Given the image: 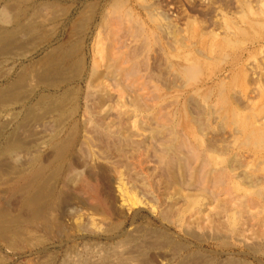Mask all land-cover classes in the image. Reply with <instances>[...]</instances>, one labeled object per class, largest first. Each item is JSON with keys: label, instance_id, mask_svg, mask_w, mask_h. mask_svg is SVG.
Returning a JSON list of instances; mask_svg holds the SVG:
<instances>
[{"label": "rangeland", "instance_id": "1", "mask_svg": "<svg viewBox=\"0 0 264 264\" xmlns=\"http://www.w3.org/2000/svg\"><path fill=\"white\" fill-rule=\"evenodd\" d=\"M11 1L12 0H10V4L12 5L13 1L12 2ZM68 1L71 2V1H74V0H68ZM94 1L97 2V0H92V1L91 0H88V1L87 0H76L73 3L67 4V5H70V8H71V10L69 12L70 14L68 13L67 16H66V14H65V16L64 15L63 16L60 15L63 11H57L56 10L57 14L59 15V19L56 20L57 22L55 21L56 24H57L56 27L54 25L47 24L46 28H48V29L45 28L46 32H48L47 34L44 31L45 30L44 29L42 31L35 32V34H33V35H29L30 37L28 35H26V36L25 35H20V39H22V42L28 43V40H30L29 43H28L30 45L24 44L25 46H23V45L19 46V47H22V48H20L22 50H19V48H12L13 52L10 49H9L10 51L6 50L4 52L6 55L3 54V56L2 55L0 56V63H1L0 64V87L7 86L13 80H17V79L19 80V78H18L20 76L19 74H21V72L23 70L27 71V72H30V71H32L31 69H33V71L36 69L34 67H38L36 69V72H37L41 68H43V65L41 64V61L44 60L45 57H47L48 52L50 53L51 50H53L54 48L56 49L58 47L57 46L58 43L60 45L62 43L65 44L67 42L74 41V42H71V43L77 44L76 46L80 47L79 54H80V57L82 58L83 66L85 65L84 67H82V65H81V67L78 68L79 72H77V75H75L74 78L71 75H69L70 77H67L68 78L67 81H65L63 83L59 82V84L58 83L54 84V83H51V82H49V83L48 82H41V81H38L35 78H32V79H30L32 81L28 80L26 83H24L23 88L21 89V92H20V95H19L20 97H18V99L20 98L19 100L15 99V100L12 101L10 99L11 102L10 101L4 102L7 105H5L4 103H3L4 105L1 104V106H0V144H1L0 145V178L2 179V181L0 179V191H1V189L4 190V187H3L4 185H2L3 182H4L3 180H5V179L7 180V178L9 179V178L12 177V175L13 176L15 175V174L12 173V171H10L11 169L14 171L15 168L16 169H18V168L20 169L21 167H22L21 169H24L25 167L28 168V165L30 167L34 163V161L37 160L38 162H40V163L42 162V164L46 163L45 165H47L46 174L43 175V177L40 180V182H42V180H45L46 178L48 180V177L50 178V176H51L52 179L50 178V180H52V181L54 180L55 183L56 182L58 183V185H57V183L55 184L54 182H51L50 180H48L49 181L48 186L51 189H53L54 187L56 188V187L60 186L61 183L63 182V180H65L66 178H67L66 180H68L70 186H72L73 188H76V186H78V183L81 181V179L86 177L85 174H87V171L89 169L87 167H91L92 165L93 166H95V165L104 166V164H105V166H106L105 168L107 170V174L112 175V177H110V178H113V177H115V178L120 177L121 178V180H120V178H117V179L114 178L112 180L113 181H117L119 179L120 182L119 181H117V182L123 184L124 188L123 187L122 188L124 189V194L125 193L128 194V196L130 198L125 194L123 196V199H125V201H123L119 197V192L117 190H115V194L118 193L117 197L119 199L116 202V205L118 203H120V204L117 205L118 207L120 206L119 208L116 206V210L118 212L120 211L116 221L114 219L115 217H113L111 215L102 216V215L95 214V213H93V211L83 207V203H79L78 201H74L65 210V216H63L64 224L66 225V227L68 226L67 229H65V231L68 230V233L63 231V233L59 234L58 236L54 235V236H51V237H46L43 234H41L42 232L40 230L36 229V226H35L36 224L34 222L31 225V222L28 220L29 218L27 219V217H30V214H26L25 211H23V213H22V211L19 208V206L16 207L17 209H15L14 207L12 208V206H14L12 199H11V205L12 206L7 207L5 205L4 202L6 200L5 198H6L7 194L2 190L0 192V207H2V209L0 208V220L1 221L3 220V223L4 222H8V223L7 224L4 223L6 225L2 226L3 223L0 221V224L2 223L1 226H0V264H46V263L47 264H70L71 261H72L71 264L72 263L73 264H77L76 263L77 261L78 262H81V261L85 262L86 260H88L86 262V264H88V262H90L91 264H94V263L95 264L96 263L97 264H108V263L109 264H126L127 260L129 262V263L127 262V264H130V263L134 264L135 262H138V263H135V264H146V263L147 264H149V263L150 264H178L179 258L178 257L174 258L175 254H177V253H172V252H174V250L171 247H168V249H170L171 251L173 250L172 252L170 250L168 251L167 248H164L165 249V251H164V249L161 250L160 248H157L158 245L154 246L155 243L154 242L152 243V240H154L156 238H155V235L153 236V234H152L153 238L152 237L149 238V236L151 235V232L152 233L153 232L154 233L162 232L164 234L167 233L166 235L168 237H170L171 239H173L174 241L177 240L178 242H181L182 244L184 243L183 245H185L186 248L181 250L182 253L180 252V254H179V256L182 257V258L185 257L186 255L191 254V252L195 251L196 253L199 252L200 255L205 256L206 260H209L208 262L210 264H214V263L215 264H229L232 261H234L235 264H264V248H263L264 247V243H263L264 242V238H263L264 237L263 236L264 233H263V230H262L263 229L262 225L264 226V222H261L263 220L262 216L264 215V211H263L264 210V198H262L263 194H264V183L262 182V181H264V179H262V178H264L263 177L264 176V171H263L264 165H262V164H264V154H263L264 153V148H263L264 146H263V142H260L261 140L258 142V143H261V145H259V146L260 147L262 146V147L260 148L257 145L256 139H253V140L251 139L252 140L251 141V140H247L244 137V136H246V133H247V129H248L247 125L248 124H246V128H245L246 130L244 131V133H242V132L238 133L240 136H242V137L239 136L240 140L239 139H235L234 140V138L232 140V136H234V135L231 136L232 132L230 130L231 127H233L232 126V121H231L233 119L232 116L234 117L233 114H235V112H237L236 110H240V108H241L242 110L238 111L237 113L238 114L242 113L243 114L242 116H244V117L248 116V117H246V118H248L247 119L248 120L247 123L249 121H251L250 118H252V117L255 118V120H254V128L255 127L256 128L255 129L253 128V130L258 132L259 131V130H257V127H258V129H260V131L262 132V135L264 136V131H262V130H264V122H263L264 121L263 120L264 119V24H263L264 20H262V19H264V18H262V17H264V7H263L264 5L262 6L263 8L260 6V4H264V0H232V1L231 0H216V1L215 0H164L165 2L163 0H143V1H141V0L140 1H138V0H125V1L122 0V2L124 4V6H122V10H124V7L127 10L131 9V11H133L132 13H133L134 17L136 15L135 18L137 20H140L141 22L144 23L145 28L143 30L145 31V34H142L143 37L146 38L147 36L150 35V33H148L149 29H150L149 32L150 31L151 32L155 31L156 35H155V33L153 35L151 33L150 36H152V37H149V40H147V38L146 39L144 38V40H143L142 39L143 38L142 35L140 37L138 36L137 39H136V36H133L132 40H131L129 38V37H131L129 34L133 33L132 35H134V34L137 33V31L133 32L134 31L133 30V31H128L127 32V30H126L124 32V33L127 32L126 35L123 34V32H122L123 29H124L123 27L126 28L128 25L129 26H131V25H130L129 22H128L129 24H127V22H126L125 25H127V26H123V25L121 26V25L117 24V20L115 21L116 23L113 21L114 18H112V16L115 17V15L110 13V10H111L112 7L110 8L108 6V5H110L109 3H112V2L110 0L109 1L108 0H100L101 2L99 1L98 5H97ZM245 1H246V3H245ZM41 2H43V3H41ZM44 2H45L44 0H41V1L39 0V1H37V5L39 7H41L42 5L44 6V5H46L45 4L46 2L45 3ZM239 2L242 5H240ZM258 2H260V4ZM87 3H88V7H87ZM90 3L95 4V5L98 6V9L96 11H94L95 13L93 12V8H90L91 6L93 7V5L90 4ZM113 3H112V5H113ZM147 3H148V5H147ZM71 4H73V5H71ZM150 4L151 5L153 4V5L151 6ZM112 5H110V6H112ZM254 5L256 7H254ZM127 6H128V8H127ZM147 6H151V9H153V8L156 9V12H154V16L152 15V18H154V17L156 18L157 15L160 16L159 18H161V19H164V18L167 17L168 20L166 18V19H164V21L162 20V22H165V20H166L167 23H169L168 25H170V24H171L170 26L173 25L174 28L173 27H169V28H167V30L169 31L172 28L171 30H173L174 33L172 32L170 34L169 32L171 30L169 32L166 31V33L164 31H163L164 33L163 32H159V30L156 27H157V25H159L160 22H158V21H161V19L159 20L158 18H156V19L154 18L155 20L154 19L152 20V18L151 19L149 18L150 21L147 20L148 18L146 16L148 14L144 10V8L147 7ZM4 7H5L4 3L3 4L1 3L0 4V10H1L0 13L3 14L4 13V12H2V10H3V11L6 12L5 15H7L8 14L7 13V9H6V7L5 8ZM8 7H10V6L8 5ZM250 8L253 9V10H251ZM83 9H85V10L88 9L87 10L88 12L86 11V14L88 16L90 15V13L91 14L93 13L92 16H91V17H93V22H91L90 24L85 25V27H83V28H80L79 25H76V26H78L77 27L78 30L75 28L76 26L70 27L69 25L72 26V24H74V23L78 24L79 22L83 21L85 17H86L85 18L86 20L88 19V16L84 13L85 10L82 11ZM258 9H259V11H258ZM157 10H160L159 13H158ZM240 10H243V11L240 12ZM43 11H44L43 14H45L47 17L50 18V16H51L50 15V10L48 8H46ZM103 11H105L109 15L112 14L110 16L112 22L114 24H117L118 27L120 28V29L116 28L117 30H116V32H114V33H118L119 32L118 34H116V35L112 34L113 33L112 31L115 28H111L112 31H110V33H108L107 28H105L104 26L101 27L102 21H100V20H103V19H101L102 15L104 13ZM144 11H145V13H144ZM249 11H250V13H249ZM261 11H262V14H261ZM238 12H240V13L238 14ZM78 13L80 15L77 16L76 14H78ZM179 13H181L180 16H179ZM222 13L225 14V15H223ZM1 14H0L1 17L4 16V15H1ZM97 14H99V15H97ZM235 14H238V15L236 16ZM251 15H254V16H251ZM77 17L81 18V19H78ZM110 17H109V19H110ZM243 17H245L246 19H243ZM135 18H134V21L136 20ZM225 18L228 19L227 20L228 22H226ZM247 18H248V20L250 19L249 22L251 20H254V22H260V21L261 22L258 23L259 25L258 24L255 25L256 23H254L253 21H251L250 23H247L248 22ZM109 19H108V21H109ZM258 19H260V20L258 21ZM1 20H2V22L0 21V23H1L0 25H2V23L4 22L6 24L4 26H6L7 28H10L11 26L13 27V21H9L8 22V20H5L3 17L1 18ZM156 20H158V21H156ZM187 20H188V22H187ZM229 20H231V24L232 25L229 23L230 22ZM152 21H155V22L153 23ZM193 21H194L195 25H194ZM242 21L245 22V23H243ZM262 21H263V23H262ZM109 22H108V25H110ZM112 22H110V23H112ZM233 22H235V23H233ZM134 23H136V22H134ZM252 23H254V24H252ZM114 24H112L113 27H114ZM207 24L209 25V27H208ZM117 25H115V26H117ZM186 25H188V26H186ZM177 26L178 27L180 26V27L178 28ZM223 26H225V27H223ZM233 26H234V28H233ZM235 26L238 29H235ZM259 26H261V27H259ZM62 27H64V28H62ZM100 27L102 28V30L105 29L103 32L105 33L106 36H104L103 32L102 33L100 32V31H102L101 29H100V31L98 30V28H100ZM110 27H111V25H110ZM249 27L250 28L254 27L256 30L254 28L250 29ZM68 28H71V29L74 28L75 30L74 29L71 30V29H68ZM176 28H178V30L181 29V32L177 31ZM204 28L207 31H205ZM225 28L227 29V31H226ZM239 28H242V29L240 30ZM245 28H247V31L250 32L251 35H250V33H247V31H245L246 30ZM156 29L158 30V32H157ZM229 29L232 30V31L230 32ZM233 29L235 30V32H234ZM73 30L76 31V33L73 34V32H74ZM97 30L99 32H97ZM243 30L245 31V36H242V35H244V33L242 32ZM251 30H253V31H251ZM70 31H73V32H70ZM212 31H214L217 36ZM255 31L257 33H255ZM41 32L43 33V37H42V33ZM78 32H80L82 35L79 34ZM229 32H230V34H229ZM240 32H242L243 34H240ZM225 33H227V34H225ZM253 33H255V34H253ZM68 34L73 36V37L69 36ZM109 34L111 36L110 37L111 40L109 38ZM162 34H164L163 37H162ZM192 34L194 35L193 37H192ZM199 34H200L201 37L199 36ZM67 35H68L69 38L71 37V39L67 38ZM144 35H146V36H144ZM171 35L172 36L173 35L174 36L177 35L176 38L177 39L178 38H180V39L182 38L181 39L182 41L179 40V39L177 41V39H175L174 37L172 38ZM252 35H254V36H252ZM102 36H104V39H103ZM112 36H115V37L113 38ZM116 36L120 37L119 38V42H118V38ZM121 36H123L124 38L123 37L121 38ZM220 36H223V38L220 37ZM246 36H248V37H246ZM97 37L100 40L103 39V41H104L103 43L104 44H102V41H100L101 43L99 44V39ZM105 37H107V39H105ZM227 37H228V40H230V41L233 40L232 42L234 43V45H233V43L230 44L231 42L228 41L227 39L226 40L228 42L224 41L225 40L224 38H227ZM30 38H32V40ZM33 38H34V40L37 39L36 40L37 42L34 41ZM108 38H109V40H108ZM112 38H113V40H112ZM133 38H135L136 40L133 39ZM153 38L154 39L156 38L155 40L159 39V43H156ZM163 38H166V39H163ZM196 38H198V40H196ZM26 39H27V41H26ZM62 39H65V40H62ZM77 39H79L78 41H82V42L79 43L77 41ZM170 39H173L175 41L170 40ZM188 39H190V40L188 41ZM235 39H237V40L235 41ZM124 40H126L125 42H129L130 41L129 44L126 43L127 47L130 48V45H131V47L134 46L133 49L136 50V52L132 51V53H134V55H136L138 53L141 54V56H140L141 61H140V65H137L138 66V70H136L137 71L136 75L134 77H128V78L126 77V79H128V81H126V82H121V80L123 81L125 79V77L119 78V77H115V75L113 77H108V78L106 77L105 80H104V78L99 79V77L97 78L96 76H95V78H93L92 77L93 73L91 72L92 71L91 69H93V67L95 68V66H94V65H96L95 64V60L98 61V62H100L102 60L100 62L101 65L99 63L100 66L98 67V72H100L103 76H105L104 75L105 70L103 68V65H105L106 59H105V56H104L105 55L104 52H106V50H107V48L109 46L108 44L109 43H113L114 44V42L116 43V41L119 43V44L116 43L117 45L115 44V46H117V47L114 46V48H119V47L120 48L118 50L116 49L117 51L116 50H112V52L116 53L119 50H121V48L123 46H125ZM146 40H147V42H145ZM211 40H212V44L214 43V45L211 46L212 49L209 46V42ZM222 40L224 41V44H223ZM95 41H97L98 43L95 42ZM105 41H106V43H105ZM171 41H173V42H171ZM179 41H180V43L178 45V43H176V42H179ZM201 41H203L204 44H203V42L201 43ZM237 41L238 42L240 41V43L238 44ZM182 43H183V45H182ZM186 43L189 44V46L190 45L191 46L190 47H188V45L186 46L185 45ZM79 44H81V46ZM140 44H142V45H140ZM169 44L171 45L170 47H169ZM207 44H208V46H207L208 50H206V48H205V46ZM118 45H120V46H118ZM121 45H123V46L121 47ZM172 45H173V47H172ZM165 46H166V48H165ZM224 46H226V47L223 48ZM24 47H26V48H24ZM105 47H107V48H105ZM137 47L139 49H137ZM27 48H29V49H27ZM30 48H32V49L30 50ZM217 48H219V49L217 50ZM227 48H228V50H227ZM126 49H128V48H126ZM196 50H198V51H196ZM122 51L126 52L127 50H125V48H124ZM210 51H213V52L210 53ZM224 51H226V52H224ZM199 52H200V54H199ZM228 52H229V54H228ZM215 53H218V54L220 53L219 55H221V56H219L218 54H215ZM185 54L186 55H188V54L191 55L192 59H195V58L198 57L197 59L200 62V63H198L199 66H197V67L195 66V68H194L195 72L198 70L196 74L194 72L190 71V73H191L190 77L194 76V78H195L194 82H192L193 80H190L188 78L187 74L189 72L187 74H185V76L187 77L186 78V77H184V75H182V74L179 75V73H177V71H175L176 67L179 66V68H180L182 66H185L184 64H186V65L188 64V63H185L186 61L182 62L183 59H177V56H183ZM204 55H206V56L204 57ZM223 55H226L228 58L225 56L226 58H223V60H222L223 62H222L221 59H222ZM173 56H175V57H173ZM74 57H76V56H74ZM199 57H201V58H199ZM3 59H4V61H3ZM212 59H214V60H212ZM217 59L219 60L218 62H217ZM93 60H94V63H93ZM177 60H179V61H177ZM204 60H206V61H204ZM203 61L205 62V64H204ZM36 62H37V64H36ZM91 62L94 65L91 64ZM126 63L129 64L128 61ZM171 63L173 65V67H175V68H173L171 66ZM201 63H203L204 65L201 64ZM128 64H126V65H128ZM177 64H178V66H177ZM208 64H210V66H212V67H210ZM218 64L219 65L221 64V65L219 66ZM67 66L68 65H66V68L65 67H63V68L67 69L68 72H69L70 69H69V66H68V68H67ZM205 66H206V68H205ZM207 66H209V67H207ZM21 67H23V68L21 69ZM28 67H29L30 70L28 69ZM198 67H199V69L200 68L201 69L200 70L196 69ZM217 68H218V70H217ZM141 69H142V71H141ZM154 69H156V70H154ZM203 70H204V72H203ZM87 71H89V72H87ZM198 72H200L201 74H199L197 76ZM17 73H18V75H17ZM209 73H210V75H209ZM138 75H139V78L141 79L139 81H138V79H139ZM163 75H164V77H163ZM203 75H205V76H203ZM241 75H243V76H241ZM77 76H79V77H77ZM81 76H83V78ZM151 76H152V80H150ZM206 76H208L209 79L206 78ZM71 77H72V79H70ZM159 77H162L163 79L159 78ZM133 78L136 80V82H135V80ZM185 78H186V80H185ZM87 79H88V82H90L89 84H91L92 88L91 87L88 88L89 84L87 82ZM164 79H166V81ZM191 79H193V77ZM196 79H199V80H196ZM219 79H221L220 82H219ZM97 80H99V81H97ZM188 80H189V83L187 82ZM34 81H36V82H34ZM95 81L97 83L99 82L98 84L100 85V88H99L98 84L93 83ZM131 81L132 82L134 81L133 83L135 85L132 84ZM142 81L144 82V84H141V83H143ZM147 81H148V83H146ZM164 81H165V83H164ZM222 81H223V83H221ZM30 82H31V84H28ZM115 83H116V85H115ZM129 83H131V85H129ZM194 83H195V85H194ZM219 83L222 84L221 86H223L224 88L220 87ZM32 84H33V86H32ZM124 84H126V85L128 84L129 86L127 85L128 86L127 87ZM148 84H149V86H148ZM189 84H191V85H189ZM229 84H231V85H229ZM35 85H37V86H35ZM117 85L119 87H117ZM132 85H134V86H132ZM139 85H140L141 89H138ZM215 85L217 87H215ZM29 86H30V88H29ZM95 86L96 87L98 86L97 88L99 90H101V91L95 90V89H97ZM125 86H126V88L123 89V87H125ZM134 87L137 88V90L139 91L138 92L139 94L138 93L135 94V92H137V90ZM142 87H145V88L148 87V88L144 89ZM195 87H197L198 89L195 88ZM228 87H230V88L228 89ZM128 88H132V89H130L131 93H130ZM142 89H144V90L140 91ZM220 90H222V91L220 92ZM70 91H72L73 93L70 92ZM23 92L26 93V96L24 95L25 93H23ZM222 92L225 93V94H228V97H227V95H224ZM227 92H229V93H227ZM21 93H23V94H21ZM67 93L68 94L71 93V94H69L70 96H68ZM88 93L91 94V95H89ZM87 94H88V96H87ZM39 95H42V97L39 96ZM117 95H120V96H117ZM135 95H137V97L139 99L143 98V96L146 97L145 99L148 101V104H147L146 100H144V99H143L144 101L141 100L142 102H139V99H137ZM71 96H73V97H71ZM131 96H133V97H131ZM175 96H178V97H175ZM203 96H204V98L206 100L205 101L206 104L203 101L204 98L202 99ZM205 96H207V97H205ZM53 97H54L56 102L55 101H54L55 103L51 102L50 105H52V106L50 107L49 106V102L53 100ZM65 97H66V100L64 101ZM113 97L114 98L116 97L117 99L116 98L114 99ZM222 98L226 99V100H223ZM67 99H69V100H67ZM252 99L255 100L256 104H254L251 101ZM42 100H44V101H42ZM131 100L132 101L134 100V102H131ZM14 101H16L17 103L14 102ZM19 101H20V104H19ZM137 101L139 102V104H138ZM215 101H217V103ZM218 101H219V104H218ZM223 101H224L225 105L222 104ZM233 101H234V103H233ZM44 102H46V103H44ZM67 102L69 104H67ZM125 102L127 104H128V102L131 103V104L128 105V106H130V105L131 106L128 107ZM220 102H221L222 105H220ZM11 103H13V104L11 105ZM14 103H16V104H14ZM104 103L106 104V106H105ZM169 103H171V104L169 105ZM142 104H144V106L146 105V107H148L151 111L150 110H148V111L145 110L144 111V108L146 109V107H143ZM230 104H232L231 107H230ZM57 105L60 106V107H57ZM64 105H66V106H64ZM113 105H114V108H113ZM136 105H141V108H143V110L140 107H139L140 108L139 109L138 106H136ZM209 105H211V106H209ZM212 105L213 106L215 105V108L217 109V112H219V113H217L215 111L216 110L215 108L213 109ZM217 105H219V107ZM242 105H244V106H242ZM260 105H261V108H260ZM200 106H203V108H201ZM220 106H222V108H220ZM224 106H226V107H224ZM208 107H212V108H208ZM55 108H57V109H55ZM122 108H124V109H122ZM50 109H52V111H54V112H52ZM73 109L75 111H72ZM89 109L92 110V111H90L88 113ZM198 109H199L200 112H198ZM211 109L213 110L214 113L212 112ZM234 109H236V110H234ZM246 109L248 110V112L246 111ZM230 110H233V111H230ZM244 110H245V112H244ZM46 111H47V113H46ZM50 111L52 113H50ZM66 111H67V113H66ZM126 111H128V112H126ZM193 111H195L196 114H194ZM62 112L64 114L66 113V115H68V116H69V114L71 115V113H73V114H72V117H69V119H65L64 120V118H68V117H66V115L61 117V114H58V113H62ZM132 112H135V113H132ZM140 112H142V113H140ZM223 112L226 113V115L222 114ZM63 113H62V115H64ZM129 113H131V114H129ZM153 113L156 116H154ZM227 113H229V115ZM244 113H245V115H244ZM247 113H248V115H246ZM251 114H252V116H251ZM230 115H232L231 116L232 119L230 118ZM29 116H31V118ZM128 116H129V119H127ZM131 116H132V119L130 121ZM163 116H164L165 120L162 119ZM197 116H198V118H197ZM225 116H226V119H225ZM28 117H29V120H28ZM152 117H154V118H152ZM172 117H173V119H172ZM93 118L94 119L96 118V119L94 120ZM102 118H104V119H102ZM166 118H167V120H166ZM261 118H262L263 121L261 120ZM61 119H62L61 124L63 123L62 125L59 124L60 123L59 121ZM89 119H90V122L88 121ZM155 119H157V120L155 121ZM256 120L257 121L261 120L263 122V124L260 126L259 124H261V123L259 122V124L256 126V124H257V123H255V122H257ZM20 121H21V123H20ZM95 121L96 122L99 121V122H97L98 124ZM101 121H103L105 123L100 125L99 123H102ZM132 121H134V122H132ZM162 121H164V122L162 123ZM166 121H167V123H166ZM29 122H31V124ZM75 122H76V124H74ZM199 122H200V124H198ZM54 123H55V125H54ZM57 123H58V125H60V127L57 125ZM108 123L109 124L113 123V124H112V126H109ZM130 123H131V125H130ZM155 123H156V125H155ZM159 123H162V124H159ZM177 123H178V126H177ZM193 123H195V125ZM105 124H107V126ZM56 125L58 126V129L55 128V127H57ZM162 125H164V126H162ZM66 126H68V127H66ZM69 126H71V127H69ZM130 126H133V127L130 128ZM84 127H86V129ZM110 127H112L113 129L112 128L110 129ZM161 127H163V128H161ZM220 127H222V128H220ZM102 128H105V129H102ZM126 128H127V130H126ZM168 128H171L173 131L171 129H168ZM188 128H190V130ZM80 129H81V131H80ZM166 129H168V131L170 130L168 134L166 132H163V131H166ZM217 129L219 131H217ZM59 130L60 131L62 130L60 134L58 133ZM102 130H103L104 134L106 135V138H105L104 134H102V136L100 135L102 133ZM110 130H112V131H110ZM159 130H160V133H159ZM180 130L182 131V133H181ZM69 131H70V133H69L70 135L68 134ZM106 131L107 132H111V134L107 133ZM121 131L126 136H124L123 134L120 135ZM29 132H30V134H29ZM130 132H131V134L129 135L128 133H130ZM171 132H172V134H171ZM211 132H213V133H211ZM228 132H231V133H228ZM57 133L59 134L58 136H57ZM66 133H67V135H66ZM71 133H72V136H71ZM115 133H118V134H115ZM54 134H55L56 138L53 137ZM63 134H65L66 137L68 136V138L70 136L71 137L69 139L68 138L66 139L65 135H63ZM164 134L167 135V136H165ZM180 134H183V135H180ZM197 134H198L199 137H197ZM238 134H236V136ZM96 135H98L97 136L98 138H96L97 140L99 138H101L99 140L103 142V140L106 139L105 142L98 143L99 140L98 141L96 140L97 141L96 142L94 140L95 138H92V137H96ZM114 135H115V140L120 137L118 139L119 142L116 140L117 143H114V142H116V141H113L114 140V138H113ZM122 135H123V137H122ZM192 135H195L199 139L201 138V140H200L201 141V145H198L195 141H193L194 139H193ZM163 136H165V140L163 139L164 138ZM171 136H173V138ZM183 136H185L187 138L186 139L187 141L184 140L185 138ZM60 137H61V140L62 139L64 140V138H65L66 140H64V142L68 141L67 144H69V146H70L69 147L68 145H66V148L68 149L67 150L68 152L66 151L65 153H67L66 154L67 156L63 158L64 159L63 161H55V160L53 161L51 158L48 159L49 161H46L47 160L46 159L47 155H49L51 152H53L52 151V149H53L52 140H60ZM108 137H109V139L111 141L108 140ZM153 137H155L157 139H154ZM176 137L180 138V141H178V139ZM121 138H123V139H121ZM127 138H128V140H130V138H131L130 142L128 141V143H127ZM169 138H170V140H169ZM215 138H216V140H213ZM73 139H74V142H73ZM87 139L91 140L92 142L94 141V142L92 143V142H90ZM245 139L247 140V142L249 141V143L245 142ZM20 140L23 141V142H21ZM166 140H168L170 143L167 142ZM131 141H133V143ZM184 141L187 142V143H185ZM239 141H242V143L240 142L241 144H239L238 143ZM27 142L30 143V145ZM31 142H32V144H31ZM89 142L92 143L93 145L90 144ZM122 142H123V144H122ZM251 142H252V144H251ZM104 143H105V145H104ZM108 143H110V144H108ZM129 143H132V144H129ZM139 143H141L140 144L141 147H140ZM175 143L178 146H181V144H182V146L184 148V149L181 148L182 150L180 149L179 151L181 153L183 152L182 156L185 159L183 158L184 161L182 160L181 163L178 164V165L175 163L176 158L178 157V154L177 155H173V152H175V149H176L175 147L177 146V145H175ZM243 143H244V145H243ZM102 144L104 145V147H102L103 146ZM111 144L112 145L114 144V145L110 146L111 149H109L110 147H108V146L111 145ZM127 144H129V145H127ZM165 144H166V146H165ZM171 144L173 145L172 149L169 147ZM232 144H233V146H232ZM20 145H22V146H20ZM122 145L125 146V148ZM134 145H136V147ZM137 145H139V147L141 148L140 150H139V148L136 151H134L135 149L134 150L131 149V148H134V147L137 148L138 147ZM206 145L209 146V147H206ZM240 145H243V147L245 146L244 147L245 149L243 147H241ZM114 146L115 147L117 146L115 148L116 150H119V148L121 150V146H122V149H123L122 151L123 152L122 151H120V152L118 151V154L120 156L118 154H116L117 151L115 149L114 150L112 149V148H114ZM189 146H191L189 151L188 152L184 151V150H188ZM200 146H202V147H200ZM185 147L186 148L188 147V148L185 149ZM211 147L212 148L214 147V148L212 149ZM156 148L158 150H163V152H165L167 150L171 151L172 155H170V154L169 155H170V157L173 160H175V161H173L174 163H172V164H174V165L176 164V166L173 167L172 164L170 166L168 160H166L167 156L166 155L165 156H160V155H162L161 154L162 151L159 152ZM255 148H258V149L256 150ZM128 149H130V150L128 151ZM207 149H212L213 153L211 152L212 153L211 154L210 152H207L208 151ZM219 149H220V151H219ZM126 150L129 152V155H127L128 152ZM153 150H155V151H153ZM172 150H174V151H172ZM193 150H194V153L195 154L197 153V154L195 156H194V154H191V157H190V153H193ZM198 150H199V152H198ZM215 150L217 152H220L221 154L220 153L218 154ZM1 151H2V153H1ZM114 151H115V154L117 156H115ZM124 151H125V153L126 152L127 153L124 154ZM86 152H88L89 156H88V154H86ZM89 152H91V154ZM133 152H134V154H133ZM154 152H156V153L158 152L157 155ZM222 152H224L225 155ZM93 153L95 155L94 159H96L99 163L102 162V164H99L97 161H95L93 158H91V157H93ZM103 153H105V155ZM112 153H113V156H112ZM120 153H122V154H120ZM187 153L189 155V158H188V155H186ZM206 153H210L213 156L214 155L217 156V157H215V158H217V159H215L216 161L213 159L211 162H209V160H208V161L205 162L206 165L204 164V162H203L204 165H202L201 161L202 160L205 161V160L204 159L201 160V156L205 154V158H206V156L208 155V154L206 155ZM259 154H262L261 157H260ZM82 155H83V157H82ZM243 155H245V156H243ZM73 156H75V158ZM108 156L110 158H108ZM128 156L129 157L131 156V157L129 158ZM192 156L195 157L194 158L195 161H194ZM256 156H258V157H256ZM72 157L75 159V161H77V162L78 161H82V162H79V164L76 167L75 166L72 167L73 169L75 168L74 170L71 168V170H69L67 172V170H66L67 168L65 166H67L69 164V161L71 159L74 160ZM88 157L91 160L88 159ZM105 157H107V159ZM122 157H124L123 159L126 160L125 161L126 163L123 162ZM159 157L160 158H165L164 160L162 159V162H164V167H162L163 163H160V161H159L160 158ZM218 157H219V159H218ZM234 157L239 159V161L237 159H236L237 161H235ZM33 158H35L36 160H34V161L31 160ZM67 159H68V161H67ZM191 159H193V166H191L192 162L189 161ZM223 159H224V161H223ZM254 159H255V161H254ZM261 159H263V162H261L262 161ZM89 160L90 161L94 160V161L90 162ZM106 160H108V161H106ZM30 161H32L33 163L30 162ZM88 161H89V163H88ZM187 161L189 163H187ZM57 162H59V163H57ZM67 162H68V164H67ZM200 162H201V167L202 166H206L207 167V164H208V167L207 168L205 167L204 169L203 168L202 169L199 168L200 167ZM236 162H238V163L240 162L241 165L236 163ZM212 163H213V165H212ZM58 164L60 166H61V164H64V165L61 166V168H62L61 170H60V168L59 169L57 168V167H60ZM228 164L230 166L233 165V164L234 165L231 166L232 167L231 168ZM185 165H187V166H185ZM219 165L221 166V168H220L221 170L219 169V167H220ZM255 165H257L256 168H255ZM259 165H261V166H259ZM53 166L56 168L55 170H54ZM84 166H85V169H84ZM240 166H242V167H240ZM77 167H78V169H77ZM195 167L199 168V169H197V168L195 169L197 172L199 170V173H197L196 171H193V168H195ZM224 167L225 168L228 167L229 170L227 171V168H226L225 171H224V169H223ZM236 167H238V168H236ZM247 167H248V169H247ZM169 168H171V169L173 168V169L171 170ZM181 168H183V172L182 173L180 171ZM253 168H255V169L258 168V170L259 169L260 170L258 172V170H255ZM5 169H6V171H5ZM48 169H50V170H48ZM174 169L176 171H174ZM213 169H214V172L220 170V173L217 172V174L219 173L218 176L213 172ZM230 169H233V170L231 171ZM7 170H9V172H7ZM76 170H78V171L75 172ZM170 170L173 171V172H171ZM206 170L207 171L211 170L212 171V172L210 171L211 174L209 173V174L205 175L203 172H206ZM73 171H74L75 174L73 173ZM109 171H110V173H109ZM162 171H163V173H162ZM221 171H222V175L224 174L223 177L221 175ZM66 172H67V174L69 172L71 174L69 173L68 174L69 176H68L67 174H65ZM176 172H178L177 174L181 173L182 177L184 175V177L182 179L179 178L180 179L179 182L182 185L179 182H178L179 183L178 184L177 181L175 182V177H173V174H175ZM184 172H188L189 174L187 173L188 175L185 176ZM200 172H201V174H200ZM246 172H248V173L250 172L252 175L250 173L248 174ZM6 173H8V174H6ZM53 173L55 175H53ZM164 173H165V176L163 175ZM212 173H214V174H212ZM228 173H230V174H228ZM241 173L248 174L249 176L247 177L245 174H243V176H242ZM49 174H50V176H48ZM167 174H170V175H167ZM196 174H199V175H196ZM227 174L229 176L231 175L230 176L231 178ZM52 175H53V177H52ZM82 175H84V176H82ZM115 175H117V176H115ZM129 175H131V176H129ZM136 175H137V177H136ZM147 175H149V176H147ZM202 175H203V177H202ZM225 175L228 176L229 178L226 179ZM257 175H259V176H257ZM2 176H3V178H2ZM63 176L65 177V179H64ZM175 176H176V174H175ZM214 176L216 178L218 177L217 179H220V177H222L219 181H221V183H222V181H224L223 182L224 184H221L218 180L217 181H218L219 184L223 185V187H221V186H219V188L215 187V186H218L219 184H217V183H216L217 185L215 184L216 180L212 181L213 180L212 177H214ZM256 176H257V178H255ZM186 177H188V178H186ZM251 177H253V178L251 179ZM55 178H57L58 180L57 179L55 180ZM196 178H200V179H196ZM133 179H135V180H133ZM142 179H143V181H145L144 182L145 184L143 183ZM167 179H169V181L171 183L168 182ZM198 180H201L203 184H201V182L199 181L201 185L200 184L197 185L198 184ZM72 181L74 182V184H73ZM146 181H148V182L146 183ZM166 181H167V183H165ZM225 181H227V182L225 183ZM70 182L72 183V185H71ZM158 182H159V184H158ZM194 183H195V186H194ZM212 183H214L215 185H213ZM53 185H55V186H53ZM243 185H245V186L247 185V186L245 187ZM115 186H117V185L115 184L114 187ZM153 186H155V187H153ZM170 186H172V187H170ZM253 186H255V187H253ZM147 187H151V188H147ZM160 187L162 188V190H161ZM208 187H209V190H208ZM210 188H212V190ZM115 189H117V188L115 187ZM183 189H185V191ZM202 189L205 190V194L206 195L203 194L204 191H202ZM216 189H218V190H216ZM224 189L226 190V192L225 193L223 192V194H220V193H222L221 191H224ZM248 189H250L251 191L248 190ZM256 189H258V191ZM39 190H40V192L42 190V193H40ZM39 190L36 189V191L35 190L33 191V193H35L37 195L36 198L43 196L45 192H46V195H48V189L45 190V188H44V189H39ZM140 190H141V192L142 191L143 192L141 193ZM146 190L148 192H145ZM149 190H150V192H149ZM197 190H199V191H197ZM245 190L248 191V192H245ZM164 191H165V193L168 192L169 195L167 193H166V195L170 196L169 198H167L168 196H166V197L162 196V195L165 194ZM201 191L203 193H201ZM215 191H217V194L219 193V195H217ZM249 191H250V194H249ZM232 192L234 193V195H232L233 194ZM257 192L262 193V195L260 194V197L257 195L258 196L257 199L259 198V200H257L256 196L254 195V194H258ZM161 193H162V195H161ZM251 193H252V195H251ZM2 194H4V196ZM158 194H159V196H158ZM210 194H212V195H210ZM253 195L255 196V198H254ZM211 196H214V201H213V198ZM215 196H217L220 200H218L217 197H215ZM220 196L221 197L224 196L225 198L224 197L221 198ZM226 196H227V198H226ZM228 196H230L229 197L230 199L228 198ZM127 197H128L129 200L127 199ZM162 197H164V198H162ZM194 197H195V199H194ZM209 197L212 198V201H211V198H209ZM133 198H134V200H133ZM188 198H191V199H188ZM237 198H239V199H237ZM261 198L263 199V202L260 201ZM39 199H41V201L45 202L47 198L44 195L43 198L41 197ZM131 199L134 201V203H133V201ZM135 199H137L138 201L135 200ZM231 199H234L233 202H232L233 203L232 205L235 204L236 206L235 205L234 206L230 205L231 204L230 202L232 201ZM180 200L182 202L183 201L184 202L183 203L179 202ZM227 200L230 201V202H227ZM239 200L241 202L238 205L237 203H239L238 202ZM121 201H122V203H121ZM223 201H225V202H223ZM234 201H236L237 203L234 202ZM177 202H179V203H177ZM226 202L229 203V204H227ZM244 202H246L245 204H247V205H245ZM167 203H169L168 205L170 206V208L167 207V205H166ZM1 204H4V205H1ZM175 204H176V207H174ZM193 204L195 205L194 208L192 207ZM210 204H211L212 208L210 207ZM212 204H213V206H212ZM220 205L221 206L223 205V210H222V207ZM227 205H228V207H227ZM229 205L232 206V207H229ZM242 205L243 206H247L248 210H247L246 207L244 208ZM258 205H260V206H258ZM180 206H181V208H180ZM190 206L192 208H190ZM173 207H174V209H172ZM207 207L211 208V210L209 208H207ZM225 207L228 208L227 211H226ZM77 208H79V209H77ZM229 208H230V210H229ZM3 209H5V211ZM71 210L74 211L75 214ZM173 210H175V211H173ZM187 210L189 212H186ZM246 210L249 211L248 212V214H250L249 217H251L253 215L252 219H250L248 217V215H246V214H241L243 211H244L243 213L247 212ZM170 211H172V213ZM203 211H204V213L205 212L206 213L204 214ZM230 211L233 212V213H230ZM260 211H262V212H260ZM3 212L4 213L6 212V213L3 214ZM68 212H70V213H68ZM161 212L163 214H165L164 217H162L163 215H162ZM200 212H202V213H200ZM254 212L256 214L258 213L259 215H255ZM66 213H68V214H66ZM169 213H171L170 214L171 218H168ZM195 213H197L198 215H196ZM261 213H262V216H261ZM193 214H195V215H193ZM202 214H204L205 217H203ZM230 214H232V215H230ZM67 215H69V216H67ZM176 215H178V216H176ZM8 216H9V218H8ZM19 216L21 217V219L18 218ZM22 216H24V218H26L28 222L26 221V219L22 218ZM232 216H234L235 218L234 217L232 218ZM15 217H17V218H15ZM94 218H95V220H93ZM230 218H232V220ZM242 218H244V219H242ZM16 219H19V220H16ZM164 219H166V220H164ZM167 219L168 220L171 219V221H167ZM5 220H7V221H5ZM90 221L92 222V224H91ZM186 221H187V224H186ZM213 221H214V223H213ZM222 221H223V223H222ZM258 222H261V223L259 224ZM9 223H11V225H8ZM19 223H20V225H19ZM191 223H192V225H191ZM219 223H220V225H219ZM198 224H200L199 227H198ZM207 224H210V225H207ZM253 224H255V225H253ZM28 225H29V228H28ZM162 225H163V227H162ZM202 225L205 226L206 228L205 227L203 228ZM6 226L8 228H5ZM11 226H12V228H11ZM98 226H99V228H98ZM186 226L188 228L191 227L190 228L191 230L188 229ZM218 226H219V228L221 230H217L216 227H218ZM157 227H158V229H157ZM164 227H167L168 229L164 228ZM15 228H17V229H15ZM19 228H20V230H19ZM24 228H26L28 230H26ZM31 228H32V230H31ZM3 230L6 231V232L4 233ZM7 230H8V232H11V230L13 232L15 231V235L16 236L14 235L13 232H11L9 234L7 232ZM192 230H193V232L191 233L190 231H192ZM260 230H262V232H260ZM16 231H17V233H16ZM20 231L21 232L23 231V232L21 233ZM24 231H25V234H24ZM185 231L188 232V233H186ZM256 231L258 233H255ZM127 232H128V234H126ZM28 233H30V234H28ZM66 233H67V235L69 237L66 235ZM189 233H191V234H189ZM217 233L219 234V236L217 235ZM224 233L226 235H224ZM11 234L14 235V237H12ZM211 234H214V235H211ZM221 234H223V235H221ZM64 235H66V236H64ZM129 235H131V236H129ZM7 236H9L10 239ZM17 236H18V238H17ZM191 236L193 238H191ZM205 236H207V237H205ZM2 237L4 239H2ZM123 237H125V238H123ZM128 237H130V238L128 239ZM141 237H142V239H139ZM11 238H12V240H11ZM34 238H35V240H33ZM44 238H46V239H44ZM195 238H197V239H195ZM13 239H15V241H18V242L16 243ZM41 239L45 240V241L43 242V241H41ZM123 239L125 241H127V243L126 242L124 243ZM147 239H148V242H147ZM121 240H122V242H121ZM131 240H132V242L134 244L131 242ZM12 241H13L14 244L12 243ZM35 241H36V243H35ZM115 241H116V243H115ZM145 241L147 242V244H146ZM121 244L123 245V247L120 246ZM163 244H165V243H163ZM136 245L139 248L135 247ZM71 247H73V249ZM131 247H133V248H131ZM147 247L148 248L150 247V248L148 249ZM187 247H189V248H187ZM142 248H145L144 249L146 251L145 253L142 250ZM74 250H76V251H74ZM109 250H110V252H109ZM140 251H141V253H140ZM154 251H157L158 253L154 252ZM186 251H188V252H186ZM138 252L140 253V255H138L139 254ZM142 252H143V254H142ZM151 252H154L155 254L154 253L150 254ZM109 253H113V254H109ZM136 253H137V255H136ZM146 253H148V254L145 255ZM163 253L165 255L162 256ZM166 254H171V255L169 257V255L167 256ZM128 255L129 256L131 255L130 256L131 259L129 258ZM132 255H134L135 259H134V257L132 258ZM143 255H145V256H143ZM148 255H149V257H148ZM150 255H152V256H150ZM118 256H119V258H118ZM212 256H213V258H212ZM99 257H101V258H99ZM136 257L139 258V259L137 260ZM167 257H169V258H167ZM65 258H68L67 259L68 261ZM144 258L149 260V261L144 260ZM72 259H74V261ZM121 259L125 260L126 262L122 260L124 262L123 263L121 261ZM132 259H133V261H132ZM150 259L153 260V261L150 262ZM169 259L171 260V262H170ZM237 259L239 261L236 262ZM145 261H146V263H145Z\"/></svg>", "mask_w": 264, "mask_h": 264}, {"label": "bare ground", "instance_id": "2", "mask_svg": "<svg viewBox=\"0 0 264 264\" xmlns=\"http://www.w3.org/2000/svg\"><path fill=\"white\" fill-rule=\"evenodd\" d=\"M13 1V3H12V5L10 4V0H0V4L2 3H4V5H5V7H6V9H7V13L9 14H7V15H5V11H3L2 10V12H4L3 14H1V15H4V16H2L5 20H8V22L9 21H13V27L11 26L10 28H7L6 26H4V25H6L4 22V24L2 23V25H0V56L2 55L3 56V54H5L4 52L6 51V50H11L12 52H13V50H12V48H19V50H22V49H20V48H22V47H19V46H21V45H23V46H25L24 44H27V45H30V44H28L29 43V41L30 40H28V43H25V42H22V39H20V35H33V34H35V32H39V31H42V30H44L45 28H46V26H47V24H49V25H54L55 27L57 26V24H56V20H58L59 19V15L57 14V11H63L60 15H64L65 16V14H66V16L68 15V13L70 12V10H71V8H70V5H67V4H69V3H73L74 1H76V0H74V1H71V2H69L68 0H44L45 2V4L46 5H40L41 7H39L38 5H37V1H39V0H12ZM11 1V2H12ZM41 1V0H40ZM88 1V0H87ZM92 1V0H91ZM100 0H97V2H95L97 5H98V2H99ZM109 1V0H108ZM112 3H113V5H112V3H109L110 5H112V6H110V5H108L110 8H111V10H110V13H112L113 15H115V17L114 16H112V18H114V22L117 20V24H119V25H123V26H127V25H125L126 24V22H127V24H129L130 23V25L131 26H127L126 28L125 27H123L124 29H123V34H125L126 35V33L128 32V31H133V32H135V31H137V33L136 34H134V35H132L133 33H130L129 35L131 36V37H129L131 40H132V37L133 36H136V39H137V37L139 36H141L142 34H145V31L143 30L144 28H145V26H144V23L143 22H141L140 20H137L135 17H136V15H135V17H134V15H133V11H131V9L130 10H127L125 7H124V10H122V6H124V4H123V2H122V0H110ZM125 1V0H124ZM138 1H140V0H138ZM141 1H143V0H141ZM164 1V0H163ZM216 1V0H215ZM232 1V0H231ZM90 2V1H89ZM88 2V3H89ZM101 2V1H100ZM117 2V3H116ZM165 2V1H164ZM222 2V1H221ZM238 2V1H237ZM254 2V1H253ZM263 2V1H262ZM41 3H43V2H41ZM88 3H87V7H88ZM93 3V2H92ZM92 3H90V4H92ZM159 3V2H158ZM157 3V4H158ZM163 3V2H162ZM230 3V2H229ZM236 3V2H235ZM240 3V2H239ZM245 3H246V1H245ZM259 4H260V2H258ZM89 4V5H90ZM126 4V3H125ZM166 4V3H165ZM216 4V3H215ZM231 4V3H230ZM8 5L10 6V7H8ZM71 5H73V4H71ZM84 5V4H83ZM93 5V7L91 6H89L90 8H93V12L94 11H96L97 9H98V6L97 5H95V4H92ZM147 5H148V3H147ZM151 5V4H150ZM153 5V4H152ZM151 5V6H152ZM240 5H242L241 3H240ZM264 4H260V6L262 7ZM12 6V7H11ZM151 6H147V7H143L144 8V10L146 11V13L148 14L146 17L148 18L147 20H149L150 21V19L152 18V15L154 16V12H156V9H151ZM232 6V5H231ZM4 7V8H5ZM45 7V8H44ZM60 7V8H59ZM86 7V8H87ZM104 7V6H103ZM102 7V8H103ZM240 7V6H239ZM250 7V6H249ZM254 7H256L255 5H254ZM253 7V8H254ZM264 7V6H263ZM262 7V8H263ZM46 9V8H48L49 10H50V18L49 17H47L45 14H43L44 13V9ZM127 8H128V6H127ZM171 8V7H170ZM235 8V7H234ZM89 9V8H88ZM87 9V10H88ZM104 9V8H103ZM159 9V8H158ZM161 9V8H160ZM239 9V8H238ZM251 9V8H250ZM42 10V11H41ZM57 10V11H56ZM85 9H83L82 11H84ZM87 10H85V14H86V11ZM90 10V9H89ZM106 10V9H105ZM162 10V9H161ZM251 10H253V9H251ZM101 11V10H100ZM99 11V12H100ZM145 11H144V13H145ZM158 11V13H159V11L160 10H157ZM169 11V10H168ZM186 11V10H185ZM239 11V10H238ZM241 11H243V10H240V12ZM247 11V10H246ZM245 11V12H246ZM258 11H259V9H258ZM0 12H1V10H0ZM12 12V13H11ZM49 12V11H48ZM79 12V11H78ZM88 12V11H87ZM98 12V13H99ZM104 13H103V15H102V17H101V19H103V20H100V21H102V24H101V27L102 26H104L105 28H107V31H108V33H110V31H112V29L111 28H115L112 32V34H118L119 32V30L117 31L118 33H114V32H116V28H119L118 27V25L117 24H114L113 22H112V20H111V15L112 14H107L105 11H103ZM162 12V11H161ZM240 12H238V14L240 13ZM248 12V11H247ZM252 12V11H251ZM254 12V11H253ZM11 13V14H10ZM83 13V14H84ZM95 13V12H94ZM106 13V14H105ZM143 13V14H144ZM249 13H250V11H249ZM70 14V13H69ZM93 14V13H92ZM92 14L90 13V15L88 16L87 14V16H88V19L86 20L85 18H84V20L83 21H81V22H79L78 24H76V23H74V24H72V26L71 25H69L70 27H74V26H76V25H79L80 26V28H83V27H85V25H87V24H90L91 22H93V17H91L92 16ZM170 14V13H169ZM223 14V13H222ZM238 14H235L236 16L238 15ZM244 14V13H243ZM246 14V13H245ZM261 14H262V11H261ZM77 16L78 15H80L79 13L78 14H76ZM85 15V16H86ZM96 15V14H95ZM97 15H99V14H97ZM109 15V16H108ZM161 15V14H160ZM164 15V14H163ZM162 15V16H163ZM181 15V13H179V16ZM223 15H225V14H223ZM250 15V14H249ZM142 16V15H141ZM156 16V15H155ZM244 16V15H243ZM251 16H254V15H251ZM250 16V17H251ZM1 16H0V21L2 22V20H1V18H2ZM69 17V16H68ZM109 17H110V19H109ZM160 16H158L157 15V17L156 18H158L159 20L161 19V18H159ZM174 17V16H173ZM225 17V16H224ZM223 17V18H224ZM78 18V17H77ZM100 18V17H99ZM116 18V19H115ZM134 18L136 19L135 21H134ZM150 18V19H149ZM155 18V17H154ZM154 18H152V20L154 19ZM155 18V19H156ZM167 18V17H166ZM166 18H164V19H166ZM227 18V17H226ZM225 18V19H226ZM234 18V17H233ZM259 18V17H258ZM262 18H264V17H262ZM76 19V18H75ZM78 19H81V18H78ZM108 19H109V21L110 22H112V23H110L109 21H108ZM154 19V20H155ZM164 19H161V21H158V20H156V21H158V22H160L159 23V25H157V29L159 30V32H165L166 33V31L167 32H169L168 30H167V28H169V27H173V25L172 26H170V25H168L169 23H167V21L165 20V22L167 23H165V22H162V20L164 21ZM177 19V18H176ZM230 19V18H229ZM243 19H246L245 17H243ZM242 19V20H243ZM255 19V18H254ZM261 19V18H260ZM260 19H258V21L260 20ZM167 20H168V18H167ZM228 19H226V22H228L227 21ZM240 20V19H239ZM247 20H248V18H247ZM250 20V19H249ZM249 20H248V22L247 23H250L251 21H253L254 22V20H251L250 22H249ZM262 20H264V19H262ZM4 21V20H3ZM56 21V22H55ZM61 21V20H60ZM97 21V20H96ZM109 22V24L111 25V27H110V25H108V22ZM225 21V20H224ZM230 22V24H231V20H229ZM7 22V23H8ZM129 22V23H128ZM134 22H136V23H134ZM153 23L155 22V21H152ZM169 22V21H168ZM187 22H188V20H187ZM243 22V21H242ZM261 22V21H260ZM260 22H254V23H256L255 25H257L258 23H260ZM60 23V22H59ZM73 23V22H72ZM97 23V22H96ZM99 23V22H98ZM116 23V22H115ZM193 23H194V21H193ZM233 23H235V22H233ZM243 23H245V22H243ZM254 23H252V24H254ZM262 23H263V21H262ZM1 24V23H0ZM112 24H114V27L112 26ZM137 24V25H136ZM146 24V23H145ZM187 24V23H186ZM189 24V23H188ZM227 24V23H226ZM264 24V23H263ZM115 25H117V26H115ZM194 25H195V23H194ZM208 25V24H207ZM232 25V24H231ZM236 25V24H235ZM259 25V24H258ZM261 25V24H260ZM9 26V25H8ZM53 26V27H54ZM61 26V25H60ZM99 26V25H98ZM156 26V25H155ZM175 26V25H174ZM186 26H188V25H186ZM237 26V25H236ZM236 26H235V29H238V28H236ZM54 27V28H55ZM78 26H76L75 28L78 30V28H77ZM98 28V30L100 31V29L102 30V28ZM178 27V26H177ZM180 27V26H179ZM178 27V28H179ZM196 27V26H195ZM208 27H209V25H208ZM213 27V26H212ZM223 27H225V26H223ZM232 27V26H231ZM259 27H261V26H259ZM62 28H64V27H62ZM88 28V27H87ZM174 28V27H173ZM178 28H176L177 29V31H180L181 32V29L180 30H178ZM187 28V27H186ZM198 28V27H197ZM228 28V27H227ZM233 28H234V26H233ZM250 28V27H249ZM254 28V27H253ZM253 28H250V29H253ZM46 29H48V28H46ZM46 29L44 30L45 32H46ZM68 29H71V28H68ZM72 29H74V28H72ZM71 29V30H72ZM120 29V28H119ZM149 29V28H148ZM156 29V30H157ZM205 29V28H204ZM210 29V28H209ZM226 29V28H225ZM240 30L242 29V28H239ZM244 29V28H243ZM246 30L245 31H247V28H245ZM249 29V30H250ZM255 29V28H254ZM67 30V29H66ZM75 30V29H74ZM73 30V31H74ZM82 30V29H81ZM97 30V32H99ZM105 30V29H104ZM104 30H102V31H100L101 33L104 31ZM127 30V32L126 33H124L125 31ZM150 30V29H149ZM149 30H148V33H150V35H151V33H152V35L155 33V31L154 32H149ZM158 30H157V32H158ZM221 30V29H220ZM224 30V29H223ZM230 30V29H229ZM234 30V29H233ZM256 30V29H255ZM52 31V30H51ZM73 31H70V32H73ZM90 31V30H89ZM96 31V30H95ZM176 31V30H175ZM190 31V30H189ZM205 31H207L206 29H205ZM226 31H227V29H226ZM232 30H230V32H231ZM237 31V30H236ZM245 31L243 30L242 32L244 33V35H242V36H245ZM251 31H253V30H251ZM262 31V30H261ZM64 32V31H63ZM81 32V31H80ZM80 32H78L79 34H81ZM86 32V31H85ZM163 32V33H164ZM174 33V31L173 30H171L169 33L171 34V33ZM183 32V31H182ZM212 32H214V31H212ZM211 32V33H212ZM230 32H229V34H230ZM234 32H235V30H234ZM239 32V31H238ZM242 32H240V34H243ZM42 33V32H41ZM48 32H46V34H47ZM67 33V32H66ZM74 33H76V31H74L73 32V34ZM177 33V32H176ZM194 33V32H193ZM202 33V32H201ZM210 33V32H209ZM237 33V32H236ZM247 33H250V32H248L247 31ZM255 33H257L256 31H255ZM255 33H253V34H255ZM71 34V33H70ZM98 34V33H97ZM103 34H104V36H106L105 35V33L103 32ZM102 34V35H103ZM111 34V35H112ZM158 34V33H157ZM179 34V33H178ZM177 34V35H178ZM188 34V33H187ZM207 34V33H206ZM214 34H215V32H214ZM225 34H227V33H225ZM235 34V33H234ZM66 35V34H65ZM69 35V34H68ZM68 35H67V38H69L68 37ZM72 35V34H71ZM71 35H69V36H71ZM77 35V34H76ZM82 35V34H81ZM84 35V34H83ZM147 36L146 38H147V40H149V37H152V36ZM155 35H156V33H155ZM160 35V34H159ZM167 35V34H166ZM177 35L176 36H172V38L174 37L175 39H177L176 37H177ZM208 35V34H207ZM213 35V34H212ZM216 35V34H215ZM214 35V36H215ZM233 35V34H232ZM238 35V34H237ZM250 35H251V33H250ZM27 36V37H28ZM38 36V35H37ZM40 36V35H39ZM50 36V35H49ZM104 36H102L103 37V39H104ZM124 36V35H123ZM123 36H121V38L123 37ZM144 36H146V35H144ZM158 36V35H157ZM156 36V37H157ZM164 36V34H162V37ZM170 36V35H169ZM185 36V35H184ZM194 35L192 34V37H193ZM199 36H200V34H199ZM203 36V35H202ZM217 36V35H216ZM231 36V35H230ZM240 36V35H239ZM252 36H254V35H252ZM262 36V35H261ZM26 37V38H27ZM30 37V36H29ZM42 37H43V33H42ZM71 37H73V36H71ZM71 37L69 38V39H71ZM111 36H110V34H109V38H110ZM113 38L115 37V36H112ZM117 38H118V42H119V38L120 37H118V36H116ZM142 37H143V35H142ZM154 37V36H153ZM160 37V36H159ZM168 37V36H167ZM201 37V36H200ZM204 37V36H203ZM210 37V36H209ZM220 37H222L223 38V36H220ZM237 37V36H236ZM235 37V38H236ZM246 37H248V36H246ZM250 37V36H249ZM24 38V37H23ZM83 38V37H82ZM81 38V39H82ZM98 38V37H97ZM109 38H108V40H109ZM113 38H112V40H113ZM124 38V37H123ZM144 38L145 37H143L142 39L144 40ZM145 38V39H146ZM171 38V37H170ZM188 38V37H187ZM206 38V37H205ZM217 38V37H216ZM221 38V39H222ZM242 38V37H241ZM253 38V37H252ZM260 38V37H259ZM31 40H32V38H30ZM40 39V38H39ZM61 39V38H60ZM73 39V38H72ZM99 39V38H98ZM103 39L102 40H100L99 39V44L101 43L100 41H102V44H104L103 42ZM105 39H107V37H105ZM133 39H135V38H133ZM135 39V40H136ZM141 39V40H142ZM154 39V38H153ZM156 39V38H155ZM154 39V41L156 42V43H159V39L158 40H155ZM163 39H166V38H163ZM179 40H181L180 38H178ZM178 39H177V41H178ZM186 39V38H185ZM191 39V38H190ZM190 39H188V41L190 40ZM202 39V38H201ZM214 39V38H213ZM225 40L224 41H226V42H228V41H230V40H228V37L227 38H224ZM228 41H227V40ZM243 39V38H242ZM246 39V38H245ZM33 40H34V38H33ZM37 40V39H36ZM36 40H34V41H36ZM62 40H65V39H62ZM79 39H77V41H78ZM110 40H111V38H110ZM127 40V39H126ZM126 40H124V42L126 41ZM147 40L145 41V42H147ZM170 40H173V39H170ZM169 40V41H170ZM184 40V39H183ZM196 40H198V38H196ZM203 40V39H202ZM206 40V39H205ZM217 40V39H216ZM237 39H235V41H236ZM240 40V39H239ZM249 40V39H248ZM251 40V39H250ZM26 41H27V39H26ZM40 41V40H39ZM42 41V40H41ZM76 41V40H75ZM76 41V42H77ZM94 41V40H93ZM167 41V40H166ZM173 41H175V40H173ZM173 41H171V42H173ZM182 41V40H181ZM195 41V40H194ZM204 41V40H203ZM203 41H201V43L203 42ZM214 41V40H213ZM219 41V40H218ZM223 41V40H222ZM224 41H223V44H224ZM233 40H231L229 43L230 44H232L233 42H232ZM37 42V41H36ZM59 42V41H58ZM64 42V41H63ZM71 42H74V41H71ZM71 42H67V43H65V44H60L59 45V43H58V47L55 49H53V50H51V52L49 53L48 52V55H47V57H45V59L44 60H40L41 61V64L43 65V68H41L39 71H37L36 72V69L38 68V67H34V68H36L34 71H33V69H31L32 71H30V72H27V71H22L21 72V74H19L20 76L18 77L19 78V80L17 79V80H13L12 82H10L7 86H4V87H0V106H1V104H3L4 102H8V101H10V99L13 101V100H17L18 99V97H20L19 95H20V92H21V89L23 88V85H24V83H26L28 80H30V79H32V78H35V79H37L38 81H41V82H51V83H58L59 84V82H65V81H67L68 80V78L67 77H70L69 75H71L73 78L75 77V75H77V72H79V69L78 68H80L81 67V65H82V67H84L83 66V64H82V58L80 57V54H79V51H80V47H78V46H76L77 44H74V43H71ZM79 43H81L82 41H78ZM95 42H97V41H95ZM110 42V41H109ZM108 42V43H109ZM114 42V41H113ZM117 41H116V43L117 44H119ZM123 42V43H124ZM130 42V41H129ZM129 42H125V46H123V45H121V47L124 49L125 48V50H127L126 52L125 51H122L123 49L121 48V50H119L118 52H112V50H118L119 48H114V46H115V42H114V44L113 43H109L107 46H108V48L107 47H105V48H107V50H106V52H104L105 53V59H106V63H105V65H103V68H104V70H105V72H104V75L105 76H103L100 72H98V67L101 65V61L100 62H98V61H96L95 60V64L96 65H94L93 63H94V60H93V63L91 62V64H93L94 66H95V68L93 67V69H91L92 71V77L93 78H95V76L98 78L99 77V79H102V78H104V80H105V78L107 77H113L114 75H115V77H119V78H123V77H125V79H126V77L128 78V77H134L135 75H136V70H138V66L137 65H140V61H141V59H140V56H141V54L140 53H138V54H136V55H134V53H132V51H135L136 52V50L135 49H133V47L134 46H132L131 47V45H130V48L129 47H127L126 46V43H128L129 44ZM225 42V43H226ZM238 42V41H237ZM244 42V41H243ZM34 43V42H33ZM57 43V42H56ZM98 43V42H97ZM105 43H106V41H105ZM141 43V42H140ZM143 43V42H142ZM166 43V42H165ZM176 43H178V45H179V43H180V41L179 42H176ZM185 43V42H184ZM208 43V42H207ZM216 43V42H215ZM240 43V41L238 42V44ZM98 44V45H99ZM116 44V45H117ZM122 44V43H121ZM168 44V43H167ZM203 44H204V42H203ZM220 44V43H219ZM36 45V44H35ZM41 45V44H40ZM80 46H81V44H79ZM96 45V44H95ZM97 45V46H98ZM133 45V44H132ZM140 45H142V44H140ZM182 45H183V43H182ZM181 45V46H182ZM186 46L188 45V47H190L189 46V44H185ZM196 45V44H195ZM212 45H214V43L212 44V40L209 42V46H210V48H211V46ZM227 45V44H226ZM233 45H234V43H233ZM237 45V44H236ZM242 45V44H241ZM240 45V46H241ZM118 46H120V45H118ZM171 45L169 44V47H170ZM204 46V45H203ZM207 46H208V44L205 46V48H206V50H208L207 49ZM230 46V45H229ZM115 47H117V46H115ZM168 47V46H167ZM172 47H173V45H172ZM180 47V46H179ZM216 47V46H215ZM226 46H224L223 48H225ZM235 47V46H234ZM237 47V46H236ZM24 48H26V47H24ZM23 48V49H24ZM103 48V47H102ZM114 48V49H113ZM126 48H128V49H126ZM141 48V47H140ZM165 48H166V46H165ZM239 48V47H238ZM27 49H29V48H27ZM32 48H30V50H31ZM133 49V50H132ZM137 49H139L138 47H137ZM190 49V48H189ZM212 49V48H211ZM214 49V48H213ZM219 48H217V50H218ZM237 49V48H236ZM9 50V51H10ZM17 50V49H16ZM82 50V49H81ZM116 50V51H117ZM166 50V49H165ZM187 50V49H186ZM204 50V49H203ZM202 50V51H203ZM223 50V49H222ZM225 50V49H224ZM227 50H228V48H227ZM25 51V50H24ZM196 51H198V50H196ZM233 51V50H232ZM231 51V52H232ZM19 52V51H18ZM22 52V51H21ZM102 52V51H101ZM165 52V51H164ZM211 52H213V51H210V53ZM222 52V51H221ZM220 52V53H221ZM224 52H226V51H224ZM223 52V53H224ZM11 53V52H10ZM23 53V52H22ZM98 53V52H97ZM191 53V52H190ZM219 53V54H220ZM99 54V53H98ZM167 54V53H166ZM179 54V53H178ZM187 54V53H186ZM183 55V56H177V59H183L182 60V62H185V63H188L187 65L186 64H184L185 66H182V67H180L179 68V66H178V64H177V66L178 67H176V70L175 71H177V73H179V75H184V77H186L185 76V74H187L188 72L190 73V71L191 72H194L195 74L197 73V71L195 72L194 71V68H195V66L197 67V66H199V64L198 63H200L199 62V60L197 59V58H195V59H192V56L191 55ZM199 54H200V52H199ZM203 54V53H202ZM215 54H218V53H215ZM218 54V55H219ZM226 54V53H225ZM228 54H229V52H228ZM227 54V55H228ZM231 54V53H230ZM6 55V54H5ZM19 55V54H18ZM173 55V54H172ZM193 55V54H192ZM212 55V54H211ZM22 56V55H21ZM74 56H76V57H74ZM138 56V57H137ZM171 56V55H170ZM206 55H204V57H205ZM216 56V55H215ZM219 56H221V55H219ZM226 55H223V57H222V59H221V61L223 60V58H226L225 57ZM7 57V56H6ZM13 57V56H12ZM41 57V56H40ZM173 57H175V56H173ZM212 57V56H211ZM210 57V58H211ZM214 57V56H213ZM91 58V57H90ZM99 58V57H98ZM104 58V57H103ZM199 58H201V57H199ZM220 58V57H219ZM228 58V57H227ZM230 59V58H229ZM2 60V59H1ZM91 60V59H90ZM212 60H214V59H212ZM227 60V59H226ZM225 60V61H226ZM3 61H4V59H3ZM34 61V60H33ZM104 61V60H103ZM129 62V64L128 63H126V62ZM177 61H179V60H177ZM204 61H206V60H204ZM203 61V62H204ZM219 60L217 59V62H218ZM220 61V62H221ZM2 62V61H1ZM35 62V61H34ZM139 62V63H138ZM208 62V61H207ZM213 62V61H212ZM219 62V63H220ZM223 62V61H222ZM99 63H100V65H99ZM1 64V63H0ZM36 64H37V62H36ZM126 64H128V65H125ZM201 64H203V63H201ZM204 64H205V62H204ZM203 64V65H204ZM14 65V64H13ZM66 65H68L69 66V69L71 70H69V72H68V70L67 69H65L66 68ZM175 65V64H174ZM209 66H210V64H208ZM213 65V64H212ZM219 65V64H218ZM221 65V64H220ZM219 65V66H220ZM223 65V64H222ZM68 66H67V68H68ZM171 66L173 67V65H172V63H171ZM170 66V67H171ZM202 66V65H201ZM209 66H207V67H209ZM214 66V65H213ZM218 66V67H219ZM63 67H65V68H63ZM171 67V68H172ZM210 67H212V66H210ZM23 67H21V69H22ZM40 68V67H39ZM173 68H175V67H173ZM205 68H206V66H205ZM204 68V69H205ZM214 68V67H213ZM28 69H29V67H28ZM78 69V70H77ZM102 69V68H101ZM196 69H199V67L198 68H196ZM201 69V68H200ZM199 69V70H200ZM203 69V68H202ZM20 70V69H19ZM30 70V69H29ZM140 70V69H139ZM154 70H156V69H154ZM206 70V69H205ZM211 70V69H210ZM217 70H218V68H217ZM5 71V70H4ZM15 71V70H14ZM141 71H142V69H141ZM158 71V70H157ZM209 71V70H208ZM19 72V71H18ZM87 72H89V71H87ZM201 72V71H200ZM200 72H198V74H197V76L199 75V74H201ZM203 72H204V70H203ZM139 73V72H138ZM167 73V72H166ZM187 74L188 75V78L190 79V80H193L192 82H194V76H192L193 77V79H191L192 77H190L191 76V73L190 74ZM193 73V74H194ZM140 74V73H139ZM154 74V73H153ZM152 74V75H153ZM171 74V73H170ZM204 74V73H203ZM17 75H18V73H17ZM33 75V76H32ZM79 75V74H78ZM90 75V74H89ZM141 75V74H140ZM208 75V74H207ZM209 75H210V73H209ZM240 75V74H239ZM32 76V77H31ZM155 76V75H154ZM153 76V77H154ZM158 76V75H157ZM203 76H205V75H203ZM241 76H243V75H241ZM16 77V76H15ZM31 77V78H30ZM72 77L70 78V79H72ZM77 77H79V76H77ZM76 77V78H77ZM82 78H83V76H81ZM141 77V76H140ZM163 77H164V75H163ZM200 77V76H199ZM138 78H139V75H138ZM159 78H162V77H159ZM187 78V77H186ZM186 78H185V80H186ZM206 78H208L209 79V77L208 76H206ZM13 79V78H12ZM89 79V78H88ZM88 79H87V82H88ZM112 79V78H111ZM124 79V80H125ZM134 79V78H133ZM163 79V78H162ZM122 81L121 80V82H126V81H128V79H126L125 81ZM135 80V79H134ZM139 80H141L140 78L138 79V81ZM150 80H152V76H151V79ZM158 80V79H157ZM160 80V79H159ZM165 81H166V79H164ZM184 80V79H183ZM182 80V81H183ZM196 80H199V79H196ZM30 81H32V80H30ZM97 81H99V80H97ZM120 81V80H119ZM144 81V80H143ZM142 81V82H143ZM165 81H164V83H165ZM221 81V79H219V82ZM34 82H36V81H34ZM69 82V81H68ZM86 82V83H87ZM102 82V81H101ZM114 82V81H113ZM117 82V81H116ZM120 82V83H121ZM132 82V81H131ZM134 82V81H133ZM132 82V84H134ZM135 82H136V80H135ZM145 82V81H144ZM144 82L143 83H141V84H144ZM151 82V81H150ZM149 82V83H150ZM188 83H189V80L187 81ZM186 82V83H187ZM191 82V83H192ZM203 82V81H202ZM234 82V81H233ZM38 83V82H37ZM67 83V82H66ZM90 82H88V84H89ZM93 83H96V84H98L96 81L95 82H93ZM118 83V82H117ZM146 83H148V81L146 82ZM145 83V84H146ZM196 83V82H195ZM195 83H194V85H195ZM221 83H223V81L221 82ZM28 84H31V82L30 83H28ZM41 84V83H40ZM101 84V83H100ZM193 84V83H192ZM220 84V83H219ZM233 84V83H232ZM84 85V84H83ZM93 85V84H92ZM95 85V84H94ZM99 85V84H98ZM115 85H116V83H115ZM124 85H126V84H124ZM128 85V84H127ZM126 85V86H127ZM129 85H131V83H129ZM128 85V86H129ZM135 85V84H134ZM134 85H132V86H134ZM184 85V84H183ZM182 85V86H183ZM189 85H191V84H189ZM222 84H220V87H222V88H224L223 86H221ZM229 85H231V84H229ZM32 86H33V84H32ZM35 86H37V85H35ZM40 86V85H39ZM47 86V85H46ZM126 86L125 87H123V89L124 88H126ZM127 86V87H128ZM148 86H149V84H148ZM186 86V85H185ZM51 87V86H50ZM89 87H91V84H89V86H88V88ZM96 87V86H95ZM98 87V86H97ZM96 87V88H97ZM117 87H119L118 85H117ZM136 87V86H135ZM134 87V88H135ZM139 87H140V85H139ZM138 87V89H141V87L139 88ZM188 87V86H187ZM215 87H217L216 85H215ZM219 87V86H218ZM234 87V86H233ZM29 88H30V86H29ZM34 88V87H33ZM32 88V89H33ZM37 88V87H36ZM44 88V87H43ZM68 88V87H67ZM66 88V89H67ZM87 88V87H86ZM92 88V87H91ZM99 88H100V85H99ZM142 88H144V89H147L148 87H142ZM195 88H197V87H195ZM230 87H228V89H229ZM35 89V88H34ZM129 89V91H130V89H132V88H128ZM136 90H137V88H135ZM134 89V90H135ZM144 89H142V90H140V91H143ZM198 89V88H197ZM216 89V88H215ZM227 89V90H228ZM74 90V89H73ZM90 90V89H89ZM95 90H99L98 88L97 89H95ZM246 90V89H245ZM26 91V90H25ZM33 91V90H32ZM65 91V90H64ZM77 91V90H76ZM99 91H101V90H99ZM149 91V90H148ZM194 91V90H193ZM222 90H220V92H221ZM233 91V90H232ZM231 91V92H232ZM29 92V91H28ZM60 92V91H59ZM70 92H72V91H70ZM95 92V91H94ZM135 92V91H134ZM139 91L137 90V92H135V94L136 93H138ZM181 92V91H180ZM238 92V91H237ZM261 92V91H260ZM259 92V93H260ZM23 93H25V92H23ZM23 93H21V94H23ZM63 93V92H62ZM73 93V92H72ZM79 93V92H78ZM130 93H131V91H130ZM133 93V92H132ZM147 93V92H146ZM206 93V92H205ZM223 93V92H222ZM227 93H229V92H227ZM68 94V93H67ZM69 94H71V93H69ZM68 94V96H70ZM89 94V93H88ZM88 94H87V96H88ZM118 94V93H117ZM129 94V93H128ZM134 94V93H133ZM132 94V95H133ZM139 94V93H138ZM224 95H227V97H228V94H225V93H223ZM258 94V93H257ZM261 94V93H260ZM25 96H26V93L24 94ZM45 95V94H44ZM75 95V94H74ZM73 95V96H74ZM89 95H91V94H89ZM144 95V94H143ZM223 95V96H224ZM250 95V94H249ZM22 96V95H21ZM28 96V95H27ZM39 96H41L42 97V95H39ZM47 96V95H46ZM50 96V95H49ZM73 96H71V97H73ZM106 96V95H105ZM104 96V97H105ZM117 96H120V95H117ZM127 96V95H126ZM136 96V98L137 99H139L138 97H137V95H135ZM134 96V97H135ZM251 96V95H250ZM262 96V95H261ZM48 97V96H47ZM46 97V98H47ZM57 97V96H56ZM75 97V96H74ZM103 97V96H102ZM108 97V96H107ZM111 97V96H110ZM131 97H133V96H131ZM142 97V96H141ZM140 97V98H141ZM151 97V96H150ZM149 97V98H150ZM153 97V96H152ZM175 97H178V96H175ZM205 97H207V96H205ZM248 97V96H247ZM23 98V97H22ZM39 98V97H38ZM37 98V99H38ZM58 98V97H57ZM56 98V99H57ZM114 98V97H113ZM116 98V97H115ZM114 98V99H115ZM120 98V97H119ZM128 98V97H127ZM146 97H144L143 96V98H141V99H139V102H142L141 100H146L145 99ZM148 98V99H149ZM163 98V97H162ZM204 98V96L202 97V99ZM230 98V97H229ZM20 99V98H19ZM18 99V100H19ZM26 99V98H25ZM35 99V98H34ZM43 99V98H42ZM64 99V98H63ZM106 99V98H105ZM117 99V98H116ZM151 99V98H150ZM223 99V98H222ZM24 100V99H23ZM36 100V99H35ZM66 100V97H65V99H64V101ZM67 100H69V99H67ZM113 100V99H112ZM130 100V99H129ZM143 100V101H144ZM223 100H226V99H223ZM231 100V99H230ZM250 100V99H249ZM259 100V99H258ZM21 101V100H20ZM20 101H19V104H20ZM38 101V100H37ZM42 101H44V100H42ZM55 101V99H54V97H53V100L52 101H50L49 102V106L51 107L52 105H50V103L51 102H54ZM62 101V100H61ZM73 101V100H72ZM150 101V100H149ZM155 101V100H154ZM191 101V100H190ZM202 101V100H201ZM204 103H205V98H204ZM232 101V100H231ZM254 104H256L255 103V100L254 99H252L251 100ZM250 101V102H251ZM11 102V101H10ZM14 102H16V101H14ZM56 102V101H55ZM54 102V103H55ZM127 102V101H126ZM125 102V103H126ZM130 102V101H129ZM128 102V104H127V106L129 105V104H131V103H129ZM131 102H134V100L132 101L131 100ZM138 102V101H137ZM136 102V103H137ZM139 102H138V104H139ZM146 102H147V104H148V101L146 100ZM182 102V101H181ZM216 103H217V101H215ZM243 102V101H242ZM247 102V101H246ZM259 102V101H258ZM17 103V102H16ZM16 103H14V104H16ZM38 103V102H37ZM44 103H46V102H44ZM185 103V102H184ZM196 103V102H195ZM233 103H234V101H233ZM5 104V103H4ZM3 104V105H4ZM13 103H11V105H12ZM40 104V103H39ZM67 104H69L68 102H67ZM105 104V103H104ZM145 104V103H144ZM144 104H142L143 105V107H146V105L144 106ZM152 104V103H151ZM168 104V103H167ZM171 103H169V105H170ZM206 104V103H205ZM218 104H219V101H218ZM222 104H224L225 105V103H224V101H223V103ZM221 104V102H220V105H222ZM229 104V103H228ZM246 104V103H245ZM244 104V105H245ZM253 104V105H254ZM5 105H7V104H5ZM9 105V104H8ZM44 105V104H43ZM54 105V104H53ZM153 105V104H152ZM151 105V106H152ZM203 105V104H202ZM244 105H242V106H244ZM248 105V104H247ZM64 106H66V105H64ZM63 106V107H64ZM73 106V105H72ZM71 106V107H72ZM77 106V105H76ZM105 106H106V104H105ZM104 106V107H105ZM116 106V105H115ZM120 106V105H119ZM131 106V105H130ZM130 106H128V107H130ZM136 106H138V108L140 107L141 108V105H136ZM150 106V107H151ZM209 106H211V105H209ZM218 107H219V105H217ZM216 106V107H217ZM232 106V104H230V107ZM255 106V105H254ZM6 107V106H5ZM9 107V106H8ZM31 107V106H30ZM44 107V106H43ZM57 107H60V106H58L57 105ZM70 107V106H69ZM87 107V106H86ZM89 107V106H88ZM127 107V108H128ZM133 107V106H132ZM201 108H203V106H200ZM212 107H213V109L215 108V105L213 106L212 105ZM212 107H208V108H212ZM224 107H226V106H224ZM236 107V106H235ZM253 107V106H252ZM259 107V106H258ZM62 108V107H61ZM60 108V109H61ZM76 108V107H75ZM113 108H114V105H113ZM139 108V109H140ZM200 108V109H201ZM220 108H222V106H220ZM228 108V107H227ZM240 108V107H239ZM260 108H261V105H260ZM15 109V108H14ZM55 109H57V108H55ZM64 109V108H63ZM86 109V108H85ZM92 109V108H91ZM122 109H124V108H122ZM134 109V108H133ZM142 110H143V108H141ZM197 109V108H196ZM205 109V108H204ZM216 109V108H215ZM225 109V108H224ZM232 109V108H231ZM249 109V108H248ZM2 110V109H1ZM4 110V109H3ZM30 110V109H29ZM49 110V109H48ZM47 110V111H48ZM51 111H52V109H50ZM54 110V109H53ZM62 110V109H61ZM70 110V109H69ZM135 110V109H134ZM145 110H150L148 107H146V109L144 108V111ZM193 110V109H192ZM212 110V109H211ZM227 110V109H226ZM234 110H236V109H234ZM240 110H242L241 108H240ZM240 110H236L237 112L238 111H240ZM260 110V109H259ZM47 111H46V113H47ZM50 111V113H52V112H54V111H52L51 112ZM68 111V110H67ZM67 111H66V113H67ZM72 111H75L74 109L72 110ZM90 111H92V110H90L89 109V111H88V113L90 112ZM117 111V110H116ZM120 111V110H119ZM133 111V110H132ZM140 111V110H139ZM151 111V110H150ZM149 111V112H150ZM203 111V110H202ZM216 112H217V109L215 110ZM220 111V110H219ZM225 111V110H224ZM230 111H233V110H230ZM246 111L248 112V110L246 109ZM258 111V110H257ZM28 112V111H27ZM26 112V113H27ZM58 112V111H57ZM122 112V111H121ZM126 112H128V111H126ZM125 112V113H126ZM148 112V113H149ZM185 112V111H184ZM198 112H200L199 111V109H198ZM212 112H213V110H212ZM235 112V111H234ZM237 112H235V114H233L234 115V117L232 116V115H230V118H231V116H232V126L233 127H231V132L233 133H231V132H228V133H231V136L232 135H234V136H232V140H233V138H234V140L235 139H239L240 137H242V136H240L238 133H244V131L246 130L245 128H246V124H248L247 125V133H246V136H244L247 140H253V139H256V141H257V145L259 146V145H261V143H258L260 140V142H263V146H264V136L262 135V132L260 131V129H258V127H257V130H259L258 132H256L255 130H253V128H254V120H255V118H250V120L251 121H249L248 123H247V119L248 118H246V117H248V116H246V117H244V116H242L243 114L242 113H240V114H238ZM244 112H245V110H244ZM31 113V112H30ZM63 113V112H62ZM62 113H58V114H61V117L62 116H65L66 115V113L64 114V115H62ZM132 113H135V112H132ZM140 113H142V112H140ZM152 113V112H151ZM159 113V112H158ZM193 113L194 114H196L195 113V111H193ZM214 113V112H213ZM217 113H219V112H217ZM254 113V112H253ZM3 114V113H2ZM12 114V113H11ZM34 114V113H33ZM69 114V113H68ZM72 114L73 113H71V115L69 114V116L68 115H66V117H68V118H64V120L65 119H69V117H72ZM76 114V113H75ZM121 114V113H120ZM129 114H131V113H129ZM128 114V115H129ZM150 114V113H149ZM160 114V113H159ZM158 114V115H159ZM166 114V113H165ZM168 114V113H167ZM191 114V113H190ZM193 114V115H194ZM222 114H225L226 115V113H222ZM228 115H229V113H227ZM126 115V114H125ZM134 115V114H133ZM137 115V114H136ZM153 115H154V113H153ZM169 115V114H168ZM167 115V116H168ZM192 115V114H191ZM212 115V114H211ZM210 115V116H211ZM244 115H245V113H244ZM246 115H248V113L246 114ZM12 116V115H11ZM33 116V115H32ZM149 116V115H148ZM154 116H156V115H154ZM200 116V115H199ZM208 116V115H207ZM223 116V115H222ZM251 116H252V114H251ZM257 116V115H256ZM255 116V117H256ZM30 118H31V116H29ZM29 117H28V120H29ZM126 117V116H125ZM135 117V116H134ZM137 117V116H136ZM16 118V117H15ZM90 118V117H89ZM105 118V117H104ZM104 118H102V119H104ZM152 118H154V117H152ZM156 118V117H155ZM158 118V117H157ZM170 118V117H169ZM192 118V117H191ZM197 118H198V116H197ZM207 118V117H206ZM217 118V117H216ZM26 119V118H25ZM34 119V118H33ZM60 119V118H59ZM63 119V118H62ZM62 119L59 121L60 123L59 124H61V122H62ZM94 119V118H93ZM96 119V118H95ZM94 119V120H95ZM127 119H129V116L127 117ZM131 119H132V116H131V118H130V121H131ZM138 119V118H137ZM162 119H164V116H163V118ZM172 119H173V117H172ZM225 119H226V116H225ZM31 120V119H30ZM122 120V119H121ZM120 120V121H121ZM154 120V119H153ZM157 119H155V121H156ZM165 120V119H164ZM166 120H167V118H166ZM192 120V119H191ZM261 120H262V118H261ZM257 121V122H255V123H257L256 124V126L259 124V122L261 123V124H259L260 126L263 124V122L262 121ZM34 121V120H33ZM56 121V120H55ZM58 121V120H57ZM87 121V120H86ZM89 122H90V119L88 120ZM104 121V120H103ZM103 121H101L102 123H99L100 125L101 124H103V123H105V122H103ZM125 121V120H124ZM123 121V122H124ZM127 121V120H126ZM190 121V120H189ZM201 121V120H200ZM227 121V120H226ZM25 122V121H24ZM74 122V121H73ZM96 122V121H95ZM94 122V123H95ZM97 122H99V121H97ZM96 122V123H97ZM132 122H134V121H132ZM164 121H162V123H163ZM172 122V121H171ZM194 122V121H193ZM206 122V121H205ZM20 123H21V121H20ZM30 124H31V122H29ZM126 123V122H125ZM128 123V122H127ZM162 123H159V124H162ZM166 123H167V121H166ZM170 123V122H169ZM203 123V122H202ZM208 123V122H207ZM220 123V122H219ZM27 124V123H26ZM29 124V125H30ZM39 124V123H38ZM63 124V123H62ZM61 124V125H62ZM73 124V123H72ZM74 124H76V122L74 123ZM98 124V123H97ZM109 124V123H108ZM113 124V123H112ZM112 124H109V126H112ZM186 124V123H185ZM194 125H195V123H193ZM198 124H200V122L198 123ZM225 124V123H224ZM24 125V124H23ZM54 125H55V123H54ZM57 125H58V123H57ZM56 125V126H57ZM65 125V124H64ZM99 125V126H100ZM106 126H107V124H105ZM130 125H131V123H130ZM155 125H156V123H155ZM165 125V124H164ZM164 125H162V126H164ZM176 125V124H175ZM229 125V124H228ZM27 126V125H26ZM59 127H60V125H58ZM58 126L57 127H55V128H57L58 129ZM75 126V125H74ZM84 126V125H83ZM88 126V125H87ZM135 126V125H134ZM177 126H178V123H177ZM259 126V127H260ZM22 127V126H21ZM66 127H68V126H66ZM69 127H71V126H69ZM77 127V126H76ZM98 127V126H97ZM104 127V126H103ZM131 127H133V126H130V128ZM194 127V126H193ZM200 127V126H199ZM263 127V126H262ZM75 128V127H74ZM85 129H86V127H84ZM112 127H110V129H111ZM128 128V127H127ZM127 128H126V130H127ZM161 128H163V127H161ZM160 128V129H161ZM177 128V127H176ZM212 128V127H211ZM220 128H222V127H220ZM233 128V129H232ZM256 128V127H255ZM254 128V129H255ZM56 129V130H57ZM63 129V128H62ZM96 129V128H95ZM102 129H105V128H102ZM113 129V128H112ZM153 129V128H152ZM165 129V128H164ZM168 129H171V128H168ZM168 129H166V131H163V132H166L167 134L169 133V131H168ZM180 129V128H179ZM189 130H190V128H188ZM201 129V128H200ZM23 130V129H22ZM55 130V129H54ZM65 130V129H64ZM69 130V129H68ZM75 130V129H74ZM108 130V129H107ZM117 130V129H116ZM121 130V129H120ZM124 130V129H123ZM172 130V129H171ZM198 130V129H197ZM60 131V130H59ZM58 131V133L60 134L61 133V131L59 132ZM72 131V130H71ZM80 131H81V129H80ZM110 131H112V130H110ZM115 131V130H114ZM133 131V130H132ZM173 131V130H172ZM181 131V130H180ZM194 131V130H193ZM199 131V130H198ZM197 131V132H198ZM217 131H219L218 129H217ZM229 131V130H228ZM262 131H264V130H262ZM67 132V131H66ZM93 132V131H92ZM107 132V131H106ZM157 132V131H156ZM201 132V131H200ZM57 133V136L59 135ZM70 133V131L68 132V134ZM74 133V132H73ZM77 133V132H76ZM95 133V132H94ZM107 133H110L111 134V132H107ZM113 133V132H112ZM159 133H160V130H159ZM162 133V132H161ZM175 133V132H174ZM181 133H182V131H181ZM199 133V132H198ZM202 133V132H201ZM211 133H213V132H211ZM29 134H30V132H29ZM102 134H104V132H103V130H102V133L100 134L101 136H102ZM115 134H118V133H115ZM121 134H123L124 136H126L124 133H122V131H121V133H120V135ZM129 135L131 134V132L130 133H128ZM127 134V135H128ZM171 134H172V132H171ZM177 134V133H176ZM209 134V133H208ZM207 134V135H208ZM236 134H238L237 136H236ZM63 135H65V134H63ZM66 135H67V133H66ZM66 135H65V137H66ZM70 135V134H69ZM74 135V134H73ZM105 135V134H104ZM108 135V134H107ZM123 135H122V137H123ZM165 135V134H164ZM170 135V134H169ZM180 135H183V134H180ZM242 135V134H241ZM6 136V135H5ZM71 136H72V133H71ZM70 136V137H71ZM98 135H96V137H92V138H95L94 140L96 141L97 139L96 138H98L97 137ZM165 136H167V135H165ZM165 136H163L164 138V140H165ZM174 136V135H173ZM173 136H171L172 138H173ZM193 136V141H195L198 145H201V138L199 139V138H197V137H199L198 136V134H197V137L195 136V135H192ZM191 136V137H192ZM210 136V135H209ZM240 136V137H239ZM263 136V137H262ZM16 137V136H15ZM53 137L54 138H56V136H55V134L53 135ZM52 137V138H53ZM69 137V138H70ZM185 139V141H187L186 139V137L185 136H183ZM182 137V138H183ZM211 137V136H210ZM216 137V136H215ZM2 138V137H1ZM30 138V137H29ZM47 138V137H46ZM51 138V139H52ZM53 138V139H54ZM68 138V136L66 137V139ZM68 138V139H69ZM105 138H106V135H105ZM114 140L113 141H118V139L120 138H118V139H116L115 140V135H114ZM154 139H157V138H155V137H153ZM177 139H178V141H180V138H178V137H176ZM11 139V138H10ZM15 139V138H14ZM33 139V138H32ZM50 139V140H51ZM65 138H64V140H66ZM99 139H101V138H99ZM98 139V140H99ZM103 139V138H102ZM112 139V138H111ZM121 139H123V138H121ZM242 139V138H241ZM245 139V142H247V140ZM63 140V139H62ZM61 140V137H60V140H52V147H53V149H52V151L53 152H51L49 155H47V160L46 161H49L48 159H52L53 161L55 160V161H63L64 159V157H66L67 155V153H65L68 149L66 148V145H68L69 146V144H67V142L65 141L64 142V140L62 141ZM87 140H89V139H87ZM93 140V139H92ZM97 140V141H98ZM105 140L106 139H104L103 140V142H105ZM108 140H110L109 139V137H108ZM126 140V139H125ZM124 140V141H125ZM130 140H131V138H130ZM130 140H128V138H127V143H128V141L130 142ZM169 140H170V138H169ZM176 140V139H175ZM207 140V139H206ZM212 140V139H211ZM213 140H216V138L215 139H213ZM222 140V139H221ZM240 140V139H239ZM243 140V139H242ZM251 140V141H252ZM21 141V140H20ZM90 142H92L91 140H89ZM96 141V142H97ZM111 141V140H110ZM109 141V142H110ZM117 141L116 142H114V143H117ZM123 141V140H122ZM167 142H169L168 140H166ZM173 141V140H172ZM184 141V142H185ZM237 141V140H236ZM244 141V140H243ZM255 141V140H254ZM10 142V141H9ZM21 142H23V141H21ZM70 142V141H69ZM73 142H74V139H73ZM83 142V141H82ZM81 142V143H82ZM89 142V143H90ZM94 142V141H93ZM92 142V143H93ZM100 142H102V141H100L99 140V142L98 143H100ZM102 142V143H103ZM119 142V141H118ZM126 142V141H125ZM132 143H133V141H131ZM212 142V141H211ZM217 142V141H216ZM222 142V141H221ZM242 143V141H239L238 143L239 144H241ZM244 142V143H245ZM28 143V142H27ZM92 143H90V144H92ZM111 143V142H110ZM110 143H108V144H110ZM132 143H129V144H132ZM170 143V142H169ZM185 143H187V142H185ZM193 143V142H192ZM210 143V142H209ZM244 143H243V145H244ZM247 143H249V141L247 142ZM246 143V144H247ZM256 143V142H255ZM254 143V144H255ZM24 144V143H23ZM29 145H30V143H28ZM31 144H32V142H31ZM45 144V143H44ZM71 144V143H70ZM89 144V145H90ZM119 144V143H118ZM122 144H123V142H122ZM125 144V143H124ZM129 144H127V145H129ZM135 144V143H134ZM137 144V143H136ZM141 143H139V145H140ZM211 144V143H210ZM223 144V143H222ZM251 144H252V142H251ZM253 144V145H254ZM1 145V144H0ZM27 145V144H26ZM36 145V144H35ZM81 145V144H80ZM93 145V144H92ZM103 145V144H102ZM104 145H105V143H104ZM104 145L102 146V147H104ZM114 145V144H113ZM112 144L111 145H109L108 147H110V146H113ZM116 145V144H115ZM120 145V144H119ZM139 145H137L138 147L137 148H135L136 147V145H134L133 147L134 148H131L132 150H134V151H136L138 148H139V150L141 149L140 147H141V145H140V147H139ZM175 145H177L176 143H175ZM187 145V144H186ZM243 145H240L241 147H243ZM16 146V145H15ZM18 146V145H17ZM20 146H22V145H20ZM19 146V147H20ZM51 146V145H50ZM49 146V147H50ZM67 146V147H68ZM123 146V145H122ZM122 146H121V150H120V148H119V150H116L115 148L117 147H115L114 146V148H112L113 150L115 149L117 152H116V154H118V151L120 152V151H122L123 149H122ZM165 146H166V144H165ZM188 146V145H187ZM196 146V145H195ZM203 146V145H202ZM202 146H200V147H202ZM226 146V145H225ZM232 146H233V144H232ZM248 146V145H247ZM9 147V146H8ZM51 147V148H52ZM70 147V146H69ZM68 147V148H69ZM74 147V146H73ZM124 148H125V146H123ZM158 147V146H157ZM171 149L173 148V145L171 144L170 146H169ZM180 147V148H179ZM190 147L191 146H189V148H188V150H184V151H186V152H188L189 151V149H190ZM206 147H209V146H207L206 145ZM245 147V146H244ZM243 147V148H244ZM260 147V146H259ZM262 147V146H261ZM260 147V148H261ZM3 148V147H2ZM1 148V149H2ZM106 148V147H105ZM129 148V147H128ZM163 148V147H162ZM165 148V147H164ZM176 149H175V152H173V155H177L178 154V157L176 158V161L175 160H173L171 157H170V155H172V153H171V151H165V152H163V150H158L157 148V150L160 152V151H162V155H160V156H167V159L166 160H168V162H169V164H170V166H171V164L172 163H174L173 161H175V163L178 165V164H180L181 163V161L183 160V156H182V154H183V152L181 153L179 150L181 149V148H183V146H182V144H181V146H176L175 147ZM186 147H185V149H187ZM212 148V147H211ZM214 148V147H213ZM212 148V149H213ZM226 148V147H225ZM250 148V147H249ZM254 148V147H253ZM259 148V149H260ZM264 148V147H263ZM262 148V149H263ZM13 149V148H12ZM28 149V148H27ZM79 149V148H78ZM91 149V148H90ZM109 149H111V147L109 148ZM118 149V148H117ZM184 149V148H183ZM212 149H207L208 151L207 152H212L213 150ZM227 149V148H226ZM245 149V148H244ZM256 150L258 149V148H255ZM14 150V149H13ZM49 150V149H48ZM71 150V149H70ZM125 150V149H124ZM130 149H128V151H129ZM131 150V151H132ZM166 150V149H165ZM182 150V149H181ZM228 150V149H227ZM255 150V151H256ZM21 151V150H20ZM92 151V150H91ZM127 151V150H126ZM127 151V152H128ZM153 151H155V150H153ZM172 151H174V150H172ZM197 151V150H196ZM216 151V150H215ZM214 151V152H215ZM219 151H220V149H219ZM222 151V150H221ZM254 151V150H253ZM259 151V150H258ZM24 152V151H23ZM68 152V151H67ZM93 152V151H92ZM110 152V151H109ZM113 152V151H112ZM123 152V151H122ZM126 152V153H127ZM191 152V151H190ZM198 152H199V150H198ZM217 152V151H216ZM1 153H2V151H1ZM77 153V152H76ZM90 154H91V152H89ZM111 153V152H110ZM125 153V151H124V154H126ZM154 153H156V152H154ZM158 153V152H157ZM157 153H156V155H157ZM204 153V152H203ZM210 153H206V158H205V154L204 155H200L201 156V160L202 159H204L205 161H201L202 162V165H204L205 164V162L206 161H208L209 160V162H211L213 159L215 160V159H217V158H215V157H217V156H213V155H211ZM218 154L220 153V152H217ZM224 155H225V153L224 152H222ZM259 153V152H258ZM69 154V153H68ZM75 154V153H74ZM86 154H88V152H86ZM104 155H105V153H103ZM114 154H115V151H114ZM115 154V156H117ZM120 154H122V153H120ZM132 154V153H131ZM130 154V155H131ZM133 154H134V152H133ZM170 154V155H169ZM191 154H194V156L197 154H195L194 153V150H193V153H190V157H191ZM221 154V153H220ZM255 154V153H254ZM264 154V153H263ZM111 155V154H110ZM109 155V156H110ZM119 155V154H118ZM127 155H129V152L127 153ZM126 155V156H127ZM154 155V154H153ZM169 155V156H168ZM186 155H188V153L186 154ZM247 155V154H246ZM250 155V154H249ZM260 155V157H261V155L262 154H259ZM88 156H89V154H88ZM91 156V155H90ZM95 155H94V153H93V157H91V158H95L94 157ZM97 156V155H96ZM108 156V158H110ZM112 156H113V153H112ZM111 156V157H112ZM120 156V155H119ZM123 156V155H122ZM125 156V155H124ZM134 156V155H133ZM242 156V155H241ZM243 156H245V155H243ZM74 158H75V156H73ZM72 157V158H73ZM82 157H83V155H82ZM85 157V156H84ZM87 157V156H86ZM129 157V156H128ZM131 157V156H130ZM129 157V158H130ZM135 157V156H134ZM193 157V156H192ZM237 157V156H236ZM236 157H234L235 159V161H239V159H237ZM251 157V156H250ZM256 157H258V156H256ZM41 158V157H40ZM39 158V159H40ZM68 158V157H67ZM73 158V159H74ZM77 158V157H76ZM101 158V157H100ZM106 159H107V157H105ZM124 157H122V159H123ZM160 158V157H159ZM158 158V159H159ZM188 158H189V155H188ZM195 157H193V159H194ZM233 158V157H232ZM252 158V157H251ZM254 158V157H253ZM42 159V158H41ZM88 159H90L89 157H88ZM128 159V158H127ZM157 159V160H158ZM162 159L164 160L165 158H160L159 159V161H160V163H163V166L162 167H164V162H162ZM185 159V158H184ZM193 159H191V160H189V161H191L192 163V165L191 166H193ZM207 159V160H206ZM218 159H219V157H218ZM237 159V160H236ZM260 159V158H259ZM31 160H36L35 158H33V159H31ZM45 160V159H44ZM91 160V159H90ZM89 160V161H90ZM95 161H97L96 159H94ZM94 160H92V161H90V162H93ZM257 160V159H256ZM262 161L261 162H263V159H261ZM41 161V160H40ZM67 161H68V159H67ZM71 161V162H70ZM69 161V164H68V162H67V166H65L67 169V172L69 171V170H71V168L72 167H76L78 164H79V162H82V161H75V159L74 160H70ZM89 161H88V163H89ZM106 161H108V160H106ZM126 160L125 159H123V162H125ZM129 161V160H128ZM127 161V162H128ZM138 161V160H137ZM140 161V160H139ZM184 161V160H183ZM194 161H195V159H194ZM216 161V160H215ZM223 161H224V159H223ZM252 161V160H251ZM250 161V162H251ZM254 161H255V159H254ZM260 161V160H259ZM30 162H32V161H30ZM45 162V161H44ZM98 162V161H97ZM167 162V163H168ZM201 162H200V167L199 168H205L206 166H202L201 167ZM203 162H204V164H203ZM218 162V161H217ZM241 162V161H240ZM240 162L238 163V162H236V163H238V164H240ZM243 162V161H242ZM33 163V162H32ZM31 163V164H32ZM48 163V162H47ZM50 163V162H49ZM52 163V162H51ZM57 163H59V162H57ZM85 163V162H84ZM99 163V162H98ZM97 163V164H98ZM126 163V162H125ZM187 163H189L188 161H187ZM223 163V162H222ZM229 163V162H228ZM232 163V162H231ZM230 163V164H231ZM235 163V162H234ZM252 163V162H251ZM46 163H44V164H42V162L40 163V162H38L37 160L36 161H34V163L29 167V165H28V168H26L25 166V168L24 169H19L18 167V169H16L15 168V170L13 171L12 169L10 170V171H12V173L13 174H15L14 176L12 175V177L11 178H7L6 176V178H7V180L5 179V180H3L4 182H3V184L2 185H4L3 187H4V190L3 189H1V191L3 190L7 195H6V200H5V205L7 206V207H10V206H12L11 205V199H12V201H13V205L14 206H12V208L14 207L15 209H17L16 207L17 206H19V208L21 209V211H22V213H23V211H25V213L26 214H30V217H27V219L31 222V225H32V223L34 222L36 225V229H38V230H40L42 233L41 234H43L44 236H46V237H51V236H54V235H56V236H58L59 234H62L63 233V231H65V229H67V227H66V225L64 224V221H63V216H65V210L70 206V204L72 203V202H74V201H78L79 203H83V207H85V208H87V209H89V210H91V211H93V213H95V214H98V215H102V216H105V215H111V216H113V217H115L114 219H115V221L117 220V218H118V214L120 213V211L118 212L117 210H116V206L118 205V204H120V203H118L117 205H116V202L119 200L118 199V193L117 194H115V190H117L118 192H119V197H120V199H122L123 201H125V199H123V196L126 194H124V187H123V184L122 183H119L120 181H119V179L117 180V181H119V182H117V181H113L112 179H114L115 177H113V178H110V177H112V175H110V174H107V170H106V166H105V164H104V166H102V165H95V166H91V167H87V168H89L88 169V171H87V174H85V176L86 177H84V178H80L81 179V181L78 183V186H76V188H73L72 186H70V184H69V182H68V180H66L65 179V177H64V179L65 180H63V182L61 183V187L60 186H58V187H54L53 189H51L49 186H48V183H49V181L48 180H50V178H51V176H50V174L48 175V176H50V178L48 177V180H47V176L45 177L46 179L45 180H42V182H40V180L42 179V177H43V175L44 174H46V170H47V165H45ZM56 164V163H55ZM81 164V163H80ZM95 164V163H94ZM99 164H102V162L101 163H99ZM176 164L174 165V164H172V166L174 167V166H176ZM185 164V163H184ZM211 164V163H210ZM220 164V163H219ZM24 165V164H23ZM22 165V166H23ZM53 165V164H52ZM59 165V164H58ZM62 165H64V164H61V166ZM91 165V164H90ZM121 165V164H120ZM189 165V164H188ZM206 165V164H205ZM212 165H213V163H212ZM229 165V164H228ZM234 165V164H233ZM233 165H231V166H233ZM241 165V164H240ZM262 165H264V164H262ZM56 166V165H55ZM60 166V165H59ZM61 166L60 167H57L58 169L60 168V170L62 169L61 168ZM108 166V165H107ZM185 166H187V165H185ZM184 166V167H185ZM217 166V165H216ZM220 166V165H219ZM225 166V165H224ZM230 166V165H229ZM228 166V167H229ZM230 166V167H231ZM252 166V165H251ZM259 166H261V165H259ZM15 167V166H14ZM189 167V166H188ZM207 167H208V164H207ZM206 167V168H207ZM228 167H226L227 168V171L229 170V168ZM240 167H242V166H240ZM257 167V165H255V168ZM53 168H54V170L56 169L54 166H53ZM177 168V167H176ZM199 169L198 167H195V168H193V171H196L195 169ZM213 168V167H212ZM221 168V166L219 167V169ZM225 167L223 168L224 169V171H225V169H226ZM232 168V167H231ZM236 168H238V167H236ZM252 168V167H251ZM255 168H253V169H255ZM264 168V167H263ZM262 168V169H263ZM73 169V168H72ZM75 169V168H74ZM73 169V170H74ZM77 169H78V167H77ZM84 169H85V166H84ZM109 169V168H108ZM162 169V168H161ZM164 169V168H163ZM169 169H171V168H169ZM173 169V168H172ZM171 169V170H172ZM218 169V170H219ZM246 169V168H245ZM247 169H248V167H247ZM48 170H50V169H48ZM53 170V169H52ZM168 170V169H167ZM170 170V171H171ZM212 170V169H211ZM211 170H209V171H207L206 170V172H203L205 175H207V174H211ZM221 170V169H220ZM220 170L219 171H216V172H214V169H213V172L218 176V174L220 173ZM231 171L233 170V169H230ZM255 170H258V168L257 169H255ZM260 170V169H259ZM259 170H258V172H259ZM5 171H6V169H5ZM78 170H76L75 172H77ZM174 171H176L175 169H174ZM181 173L183 172V168H181ZM203 171V170H202ZM211 171V172H210ZM223 171V172H224ZM263 171H264V169H263ZM7 172H9V170H7ZM67 172L65 173V174H67ZM171 172H173V171H171ZM170 172V173H171ZM197 172V171H196ZM217 172H219L218 174H217ZM3 173V172H2ZM49 173V172H48ZM64 173V172H63ZM70 173V172H69ZM68 173V174H69ZM73 173H74V171H73ZM72 173V174H73ZM109 173H110V171H109ZM162 173H163V171H162ZM178 172H176L175 174H176V176H175V174H173V177H175V182L177 181V183L179 182V180L180 179H182L183 177H184V175H183V177H182V175H181V173H179V174H177ZM188 172H184V174H185V176L186 175H188L187 174ZM197 173H199V170H198V172ZM214 173H212V174H214ZM226 173V172H225ZM246 173H248V172H246ZM250 173V172H249ZM248 173V174H249ZM6 174H8V173H6ZM10 174V173H9ZM58 174V173H57ZM61 174V173H60ZM67 174V175H68ZM71 174V173H70ZM75 174V173H74ZM140 174V173H139ZM157 174V173H156ZM200 174H201V172H200ZM203 174V175H204ZM228 174H230V173H228ZM227 174V175H228ZM242 174V176H243V174H245V173H241ZM248 174H245L247 177L249 176ZM251 174V173H250ZM53 175H55L54 173H53ZM53 175H52V177H53ZM118 175V174H117ZM117 175H115V176H117ZM128 175V174H127ZM126 175V176H127ZM150 175V174H149ZM149 175H147V176H149ZM164 176H165V173L163 174ZM167 175H170V174H167ZM166 175V176H167ZM196 175H199V174H196ZM203 175H202V177H203ZM215 175V176H216ZM221 175H222V171H221ZM224 175V174H223ZM223 175H222V177H223ZM252 175V174H251ZM4 176V175H3ZM3 176H2V178H3ZM66 176V175H65ZM69 176V175H68ZM74 176V175H73ZM76 176V175H75ZM78 176V175H77ZM82 176H84V175H82ZM125 176V175H124ZM129 176H131V175H129ZM151 176V175H150ZM161 176V175H160ZM214 176V177H215ZM226 176V175H225ZM224 176V177H225ZM229 176V175H228ZM228 176H226L225 178L227 179V178H229ZM254 176V175H253ZM257 176H259V175H257ZM257 176L255 177V178H257ZM261 176V175H260ZM10 177V176H9ZM134 177V176H133ZM136 177H137V175H136ZM135 177V178H136ZM171 177V176H170ZM214 177H212L213 178V180L212 181H214V180H220L222 177H220V179H217L216 177L214 178ZM264 177V176H263ZM77 178V177H76ZM117 178H120V177H117ZM117 178H115V179H117ZM141 178V177H140ZM165 178V177H164ZM180 178V179H179ZM186 178H188V177H186ZM201 178V177H200ZM200 178H196V179H200ZM211 178V179H212ZM231 178V177H230ZM253 177H251V179H252ZM1 179V178H0ZM44 179V178H43ZM52 179V178H51ZM57 178H55V180H56ZM130 179V178H129ZM148 179V178H147ZM150 179V178H149ZM162 179V178H161ZM170 179V178H169ZM169 179H167V181L168 182H170L169 181ZM185 179V178H184ZM210 179V180H211ZM225 179V180H226ZM262 179H264V178H262ZM58 180V179H57ZM120 180H121V178H120ZM133 180H135V179H133ZM138 180V179H137ZM164 180V179H163ZM186 180V179H185ZM203 180V179H202ZM254 180V179H253ZM261 180V179H260ZM259 180V181H260ZM1 181H2V179H1ZM51 182H54V180L52 181V180H50ZM142 181H143V179H142ZM167 181L165 182V183H167ZM172 181V180H171ZM189 181V180H188ZM201 182V184H203L202 183V181L201 180H198V184L197 185H199L200 184V182ZM211 181V182H212ZM215 181V184L217 183V184H219L218 183V181L216 182ZM262 181V180H261ZM40 182V183H39ZM73 182V181H72ZM128 182V181H127ZM130 182V181H129ZM140 182V181H139ZM145 181H143V183H144ZM148 181H146V183H147ZM151 182V181H150ZM196 182V181H195ZM220 183H221V181H219ZM224 181H222V183L221 184H224L223 183ZM227 181H225V183H226ZM254 182V181H253ZM256 182V181H255ZM263 183H264V181H262ZM261 182V183H262ZM55 183V182H54ZM57 183V182H56ZM55 183V184H56ZM71 183V182H70ZM77 183V182H76ZM133 183V182H132ZM171 183V182H170ZM180 183V182H179ZM178 183V184H179ZM53 184V183H52ZM51 184V185H52ZM73 184H74V182H73ZM117 185V186H115L117 189H115V187H114V185ZM145 184V183H144ZM143 184V185H144ZM149 184V183H148ZM154 184V183H153ZM158 184H159V182H158ZM174 184V183H173ZM181 184V183H180ZM200 184V185H201ZM213 185H215L214 183H212ZM216 184V185H217ZM221 184H219L218 186H215V187H217V188H219V186H221V187H223V185H221ZM259 184V183H258ZM1 185V186H2ZM57 185H58V183H57ZM71 185H72V183H71ZM131 185V184H130ZM136 185V184H135ZM182 185V184H181ZM229 185V184H228ZM256 185V184H255ZM260 185V184H259ZM53 186H55V185H53ZM52 186V187H53ZM138 186V185H137ZM151 186V185H150ZM178 186V185H177ZM186 186V185H185ZM184 186V187H185ZM194 186H195V183H194ZM206 186V185H205ZM210 186V185H209ZM243 186H245V185H243ZM247 186V185H246ZM245 186V187H246ZM258 186V185H257ZM123 187V188H122ZM139 187V186H138ZM153 187H155V186H153ZM170 187H172V186H170ZM199 187V186H198ZM220 187V188H221ZM226 187V186H225ZM249 187V186H248ZM253 187H255V186H253ZM45 188V190H47L48 189V195H46V192L44 193V195H45V197L47 198L46 199V201L44 202V201H41V199H39V198H43V196H41V197H38V198H36V194L35 193H33V191L35 190L36 191V189H44ZM134 188V187H133ZM147 188H151V187H147ZM161 188V187H160ZM186 188V187H185ZM191 188V187H190ZM194 188V187H193ZM197 188V187H196ZM228 188V187H227ZM230 188V187H229ZM237 188V187H236ZM240 188V187H239ZM139 189V188H138ZM145 189V188H144ZM181 189V188H180ZM211 190H212V188H210ZM214 189V188H213ZM44 190V191H45ZM161 190H162V188H161ZM165 190V189H164ZM169 190V189H168ZM184 191H185V189H183ZM189 190V189H188ZM195 190V189H194ZM208 190H209V187H208ZM216 190H218V189H216ZM223 190V189H222ZM228 190V189H227ZM248 190H250V189H248ZM257 191H258V189H256ZM255 190V191H256ZM0 191V192H1ZM167 191V190H166ZM190 191V190H189ZM188 191V192H189ZM197 191H199V190H197ZM202 191H204V193L202 192ZM202 191H201V193H203V194H205V190L204 189H202ZM207 191V190H206ZM221 191V190H220ZM251 191V190H250ZM250 191H249V194H250ZM260 191V190H259ZM39 192H40V190H39ZM138 192V191H137ZM140 192H141V190H140ZM143 192V191H142ZM141 192V193H142ZM145 192H148L147 190L145 191ZM149 192H150V190H149ZM163 192V191H162ZM172 192V191H171ZM187 192V191H186ZM194 192V191H193ZM196 192V191H195ZM216 192V194H217V191H215ZM222 193H220V194H223V192L225 193L226 192V190L224 189V191H221ZM230 192V191H229ZM245 192H248V191H246L245 190ZM40 193H42V190H41V192ZM164 193H165V191H164ZM163 193V194H164ZM167 194H168V192H166ZM166 193L164 194V195H162V193H161V195L162 196H164V197H166V196H168V195H166ZM233 193V192H232ZM258 194H254L255 196H256V199H257V197L259 196L260 197V194L262 195V193H260V192H257ZM38 194V193H37ZM135 194V193H134ZM144 194V193H143ZM146 194V193H145ZM209 194V193H208ZM3 196H4V194H2ZM1 195V196H2ZM34 195V196H33ZM127 196H128V194H126ZM160 195V196H161ZM182 195V194H181ZM206 195V194H205ZM210 195H212V194H210ZM217 195H219V193L217 194ZM232 195H234V193L232 194ZM251 195H252V193H251ZM253 195V196H254ZM258 195V196H257ZM158 196H159V194H158ZM183 196V195H182ZM249 196V195H248ZM252 196V197H253ZM255 196H254V198H255ZM129 197V196H128ZM128 197H127V199H128ZM149 197V196H148ZM164 197H162V198H164ZM170 196H168L167 198H169ZM196 197V196H195ZM195 197H194V199H195ZM198 197V196H197ZM212 198H213V201H214V196H211ZM211 197H209V198H211ZM215 197H217V196H215ZM221 197V196H220ZM222 197H224V196H222ZM221 197V198H222ZM230 196H228V198H229ZM4 198V197H3ZM130 198V197H129ZM151 198V197H150ZM160 198V197H159ZM161 198V199H162ZM212 198H211V201H212ZM225 198V197H224ZM226 198H227V196H226ZM262 198H264V194H263V197ZM261 198V199H262ZM166 199V198H165ZM175 199V198H174ZM177 199V198H176ZM188 199H191V198H188ZM217 199L218 200H220L218 197H217ZM230 199V198H229ZM237 199H239V198H237ZM260 199V201H262L263 202V199L261 200ZM129 200V199H128ZM132 200V199H131ZM133 200H134V198H133ZM132 200V201H133ZM135 200H137V199H135ZM164 200V199H163ZM162 200V201H163ZM168 200V199H167ZM232 201L230 202V201H228L227 200V202H230L231 204L230 205H232L233 203V200L234 199H231ZM257 200H259V198L257 199ZM138 201V200H137ZM150 201V200H149ZM259 201V202H260ZM128 202V201H127ZM179 202H182L181 200L179 201ZM179 202H177V203H179ZM184 202V201H183ZM182 202V203H183ZM222 202V201H221ZM223 202H225V201H223ZM226 202V203H227ZM234 202H236V201H234ZM239 203H237L238 205L240 204V200L238 201ZM243 202V201H242ZM256 202V201H255ZM121 203H122V201H121ZM133 203H134V201H133ZM190 203V202H189ZM196 203V202H195ZM194 203V204H195ZM198 203V202H197ZM213 203V202H212ZM246 202H244V204H245ZM257 203V202H256ZM261 203V202H260ZM126 204V203H125ZM131 204V203H130ZM169 203H167L166 205H167V207L168 208H170V206L168 205ZM172 204V203H171ZM170 204V205H171ZM193 204V205H194ZM227 204H229V203H227ZM243 204V203H242ZM1 205H4V204H1ZM123 205V204H122ZM189 205V204H188ZM192 205V207L194 208L195 207V205L193 206ZM215 205V204H214ZM229 205V207H232V206H234V205H232V206H230ZM245 205H247V204H245ZM172 206V205H171ZM212 206H213V204H212ZM216 206V205H215ZM221 206V205H220ZM219 206V207H220ZM226 206V205H225ZM236 206V205H235ZM243 206V205H242ZM258 206H260V205H258ZM257 206V207H258ZM118 207V206H117ZM120 207V206H119ZM118 207V208H119ZM174 207H176V204L174 205ZM174 207L172 208V209H174ZM191 206H190V208H192ZM210 207H211V204H210ZM222 207V210H223V205L221 206ZM227 207H228V205H227ZM244 208L246 207L247 208V210H248V207L247 206H243ZM1 209H2V207H0ZM6 208V207H5ZM74 208V207H73ZM122 208V207H121ZM178 208V207H177ZM180 208H181V206H180ZM188 208V207H187ZM189 208V209H190ZM207 208H209V207H207ZM212 208V207H211ZM211 208H209L210 210H211ZM240 208V207H239ZM259 208V207H258ZM261 208V207H260ZM77 209H79V208H77ZM128 209V208H127ZM176 209V208H175ZM188 209V210H189ZM225 209H226V211H227V209L228 208H226L225 207ZM4 211H5V209H3ZM186 211V212H189V211ZM219 210V209H218ZM229 210H230V208H229ZM244 210V209H243ZM246 210V211H247ZM12 211V210H11ZM17 211V210H16ZM20 211V210H19ZM72 211V210H71ZM173 211H175V210H173ZM215 211V210H214ZM225 211V210H224ZM225 211V212H226ZM233 211V210H232ZM264 211V210H263ZM7 212V211H6ZM5 212V213H6ZM74 214H75V212L74 211H72ZM83 212V211H82ZM85 212V211H84ZM90 212V211H89ZM166 212V211H165ZM169 212V211H168ZM171 213H172V211H170ZM181 212V211H180ZM183 212V211H182ZM193 212V211H192ZM196 212V211H195ZM216 212V211H215ZM242 212V211H241ZM244 212V211H243ZM241 213V214H246V215H248V217H249V215L250 214H248V212L249 211H247V212H245V213ZM260 212H262V211H260ZM4 212H3V214H5ZM20 213V212H19ZM68 213H70V212H68ZM68 213H66V214H68ZM81 213V212H80ZM79 213V214H80ZM162 213V212H161ZM171 213H169V216H168V218H171ZM179 213V212H178ZM191 213V212H190ZM200 213H202V212H200ZM203 213H204V211H203ZM206 213V212H205ZM204 213V214H205ZM212 213V212H211ZM214 213V212H213ZM230 213H233V212H231L230 211ZM236 213V212H235ZM255 213V212H254ZM12 214V213H11ZM122 214V213H121ZM160 214V213H159ZM167 214V213H166ZM175 214V213H174ZM182 214V213H181ZM196 215H198L197 213H195ZM195 214H193V215H195ZM204 214H202L203 215V217H205L204 216ZM220 214V213H219ZM229 214V213H228ZM20 215V214H19ZM25 215V214H24ZM125 215V214H124ZM123 215V216H124ZM162 217H164L165 216V214H163L162 213ZM173 215V214H172ZM179 215V214H178ZM178 215H176V216H178ZM230 215H232V214H230ZM237 215V214H236ZM255 215H259L258 213L256 214L255 213ZM21 216V215H20ZM18 217V218H20L21 219V217ZM28 216V215H27ZM67 216H69V215H67ZM75 216V215H74ZM81 216V215H80ZM79 216V217H80ZM90 216V215H89ZM122 216V215H121ZM200 216V215H199ZM212 216V215H211ZM210 216V217H211ZM242 216V215H241ZM261 216H262V213H261ZM133 217V216H132ZM136 217V216H135ZM186 217V216H185ZM192 217V216H191ZM215 217V216H214ZM218 217V216H217ZM234 216H232V218H233ZM247 217V218H248ZM252 217H253V215L251 216V217H249L250 219H252ZM263 218V220L261 221V222H264V215L262 216ZM8 218H9V216H8ZM13 218V217H12ZM15 218H17V217H15ZM22 218H24V216H22ZM71 218V217H70ZM75 218V217H74ZM137 218V217H136ZM167 218V217H166ZM175 218V217H174ZM212 218V217H211ZM232 218H230L231 220H232ZM235 218V217H234ZM24 219H26V218H24ZM27 219H26V221H27ZM66 219V218H65ZM72 219V218H71ZM90 219V218H89ZM192 219V218H191ZM205 219V218H204ZM221 219V218H220ZM238 219V218H237ZM242 219H244V218H242ZM11 220V219H10ZM15 220V219H14ZM16 220H19V219H16ZM73 220V219H72ZM76 220V219H75ZM79 220V219H78ZM93 220H95V218L93 219ZM98 220V219H97ZM164 220H166V219H164ZM190 220V219H189ZM188 220V221H189ZM254 220V219H253ZM1 221V220H0ZM5 221H7V220H5ZM25 221V220H24ZM25 221V222H26ZM104 221V220H103ZM167 221H171V219L170 220H168L167 219ZM206 221V220H205ZM204 221V222H205ZM209 221V220H208ZM215 221V220H214ZM214 221H213V223H214ZM221 221V220H220ZM224 221V220H223ZM223 221H222V223H223ZM245 221V220H244ZM2 223H3V220L1 221ZM13 222V221H12ZM11 222V223H12ZM20 222V221H19ZM28 222V221H27ZM91 222V221H90ZM191 222V221H190ZM203 222V223H204ZM217 222V221H216ZM243 222V221H242ZM253 222V221H252ZM261 222H258L259 224L261 223ZM1 223V224H2ZM4 223H8V222H4ZM2 224V226H4V225H6V224ZM11 223H9L8 225H11ZM18 223V222H17ZM16 223V224H17ZM23 223V222H22ZM77 223V222H76ZM103 223V222H102ZM106 223V222H105ZM166 223V222H165ZM178 223V222H177ZM198 223V222H197ZM206 223V222H205ZM204 223V224H205ZM208 223V222H207ZM257 223V224H258ZM1 224H0V226H1ZM24 224V223H23ZM91 224H92V222H91ZM186 224H187V221H186ZM7 225V226H8ZM19 225H20V223H19ZM34 225V224H33ZM177 225V224H176ZM191 225H192V223H191ZM199 225L200 224H198V227H199ZM207 225H210V224H207ZM206 225V226H207ZM214 225V224H213ZM219 225H220V223H219ZM253 225H255V224H253ZM262 225V224H261ZM5 227V228H8V227ZM16 226V225H15ZM34 226V227H35ZM188 226V225H187ZM186 226V227H187ZM203 226V225H202ZM23 227V226H22ZM83 227V226H82ZM111 227V226H110ZM142 227V226H141ZM148 227V226H147ZM153 227V226H152ZM162 227H163V225H162ZM190 227V226H189ZM205 226H203V228H204ZM221 227V226H220ZM258 227V226H257ZM262 227H263V233H264V226L262 225ZM261 227V228H262ZM10 228V227H9ZM11 228H12V226H11ZM28 228H29V225H28ZM70 228V227H69ZM98 228H99V226H98ZM109 228V227H108ZM164 228H167V227H164ZM188 228V227H187ZM191 228V227H190ZM190 228H188V229H190ZM202 228V227H201ZM206 228V227H205ZM213 228V227H212ZM215 228V227H214ZM217 228V230H221L220 228H219V226L218 227H216ZM219 228V229H218ZM15 229H17V228H15ZM14 229V230H15ZM24 229H26V228H24ZM112 229V228H111ZM114 229V228H113ZM137 229V228H136ZM147 229V228H146ZM157 229H158V227H157ZM168 229V228H167ZM224 229V228H223ZM13 230V229H12ZM11 230V232H13ZM19 230H20V228H19ZM26 230H28V229H26ZM25 230V231H26ZM31 230H32V228H31ZM110 230V229H109ZM115 230V229H114ZM142 230V229H141ZM140 230V231H141ZM148 230V229H147ZM163 230V229H162ZM191 230V229H190ZM203 230V229H202ZM216 230V229H215ZM225 230V229H224ZM258 230V229H257ZM262 230H260V232H262ZM4 231V230H3ZM10 231V230H9ZM25 231H24V234H25ZM30 231V230H29ZM28 231V232H29ZM127 231V230H126ZM134 231V230H133ZM168 231V230H167ZM189 231V230H188ZM195 231V230H194ZM226 231V230H225ZM259 231V230H258ZM2 232V231H1ZM6 231H4V233H5ZM7 232H8V230H7ZM11 232H8L9 234L11 233ZM21 232V231H20ZM23 232V231H22ZM21 232V233H22ZM34 232V231H33ZM65 232H67L68 233V230L67 231H65ZM137 232V231H136ZM149 232V231H148ZM151 232V231H150ZM172 232V231H171ZM186 232V231H185ZM191 233L193 232V230L192 231H190ZM207 232V231H206ZM3 233V232H2ZM14 233V235H15V231L13 232ZM16 233H17V231H16ZM19 233V232H18ZM20 233V234H21ZM32 233V232H31ZM39 233V232H38ZM67 233H66V235H67ZM140 233V232H139ZM144 233V232H143ZM142 233V234H143ZM186 233H188V232H186ZM191 233H189V234H191ZM209 233V232H208ZM211 233V232H210ZM223 233V232H222ZM255 233H258L257 231L255 232ZM8 234V235H9ZM28 234H30V233H28ZM40 234V233H39ZM38 234V235H39ZM120 234V233H119ZM122 234V233H121ZM126 234H128V232L126 233ZM130 234V233H129ZM152 234H153V236L155 235V238L156 239H154V240H152V243L154 242L155 244H154V246L155 245H158V247L157 248H160L161 250L162 249H164V248H167L168 249V247H171L173 250H174V252H172L170 249H168V251L170 250L172 253H177V254H175V256H174V258L175 257H178L179 258V261H178V264H210L208 261L209 260H206V257L205 256H202V255H200L199 254V252L198 253H196L195 251L194 252H191V254H189V255H186L185 257H180L179 256V254H180V252H181V250H183V249H185L186 247H185V245H183L181 242H178L177 240H173V239H171L170 237H168L166 234H164V233H162V232H158V233H152L151 232V235L149 236V238H153V236H152ZM196 234V233H195ZM14 235H12L11 234V236L12 237H14ZM66 235H64V236H66ZM172 235V234H171ZM194 235V234H193ZM211 235H214V234H211ZM217 235L219 236V234L217 233ZM216 235V236H217ZM221 235H223V234H221ZM224 235H226L225 233H224ZM16 236V235H15ZM19 236V235H18ZM18 236H17V238H18ZM68 236V235H67ZM123 236V235H122ZM129 236H131V235H129ZM146 236V235H145ZM195 236V235H194ZM197 236V235H196ZM262 236V235H261ZM260 236V237H261ZM263 236H264V234H263ZM262 236V237H263ZM9 239H10V237L9 236H7ZM23 237V236H22ZM42 237V236H41ZM69 237V236H68ZM137 237V236H136ZM172 237V236H171ZM205 237H207V236H205ZM204 237V238H205ZM16 238V237H15ZM43 238V237H42ZM53 238V237H52ZM59 238V237H58ZM63 238V237H62ZM123 238H125V237H123ZM130 237H128V239H129ZM135 238V237H134ZM191 238H193L192 236H191ZM264 238V237H263ZM262 238V239H263ZM2 239H4L3 237H2ZM44 239H46V238H44ZM57 239V238H56ZM139 239H142V237L141 238H139ZM195 239H197V238H195ZM202 239V238H201ZM223 239V238H222ZM11 240H12V238H11ZM14 241H15V239H13ZM18 240V239H17ZM33 240H35V238L33 239ZM32 240V241H33ZM37 240V239H36ZM39 240V239H38ZM54 240V239H53ZM60 240V239H59ZM117 240V239H116ZM120 240V239H119ZM124 240V239H123ZM146 240V239H145ZM40 241V240H39ZM41 241H45V240H42L41 239ZM129 241V240H128ZM150 241V240H149ZM198 241V240H197ZM261 241V240H260ZM16 243L18 242V241H15ZM34 242V241H33ZM38 242V241H37ZM42 242V243H43ZM121 242H122V240H121ZM124 243L126 242L127 243V241H123ZM131 242H132V240H131ZM130 242V243H131ZM139 242V241H138ZM146 242V241H145ZM147 242H148V239H147ZM147 242H146V244H147ZM151 242V241H150ZM199 242V241H198ZM12 243H13V241H12ZM35 243H36V241H35ZM89 243V242H88ZM115 243H116V241H115ZM133 243V242H132ZM136 243V242H135ZM141 243V242H140ZM163 243H165V244H163ZM227 243V242H226ZM264 243V242H263ZM262 243V244H263ZM14 244V243H13ZM134 244V243H133ZM137 244V243H136ZM186 244V243H185ZM17 245V244H16ZM57 245V244H56ZM115 245V244H114ZM131 245V244H130ZM138 245V244H137ZM135 246V247H138V246ZM150 245V244H149ZM190 245V244H189ZM18 246V245H17ZM72 246V245H71ZM121 247H123V245L121 244L120 245ZM132 246V245H131ZM151 246V245H150ZM74 247V246H73ZM73 247H71L72 249H73ZM118 247V246H117ZM251 247V246H250ZM92 248V247H91ZM95 248V247H94ZM93 248V249H94ZM131 248H133V247H131ZM139 248V247H138ZM146 248V247H145ZM145 248H142V250L144 251V253L146 252L144 249ZM148 248V247H147ZM150 248V247H149ZM148 248V249H149ZM187 248H189V247H187ZM264 248V247H263ZM75 249V248H74ZM85 249V248H84ZM126 249V248H125ZM136 249V248H135ZM141 249V248H140ZM166 249V250H167ZM253 249V248H252ZM251 249V250H252ZM89 250V249H88ZM124 250V249H123ZM127 250V249H126ZM139 250V249H138ZM141 250V251H142ZM147 250V249H146ZM159 250V249H158ZM250 250V249H249ZM257 250V249H256ZM45 251V250H44ZM74 251H76V250H74ZM86 251V250H85ZM96 251V250H95ZM98 251V250H97ZM141 251H140V253H141ZM150 251V250H149ZM164 251H165V249H164ZM163 251V252H164ZM198 251V250H197ZM65 252V251H64ZM88 252V251H87ZM109 252H110V250H109ZM154 252H157V251H154ZM154 252H151L150 254H153ZM186 252H188V251H186ZM77 253V252H76ZM83 253V252H82ZM139 253V252H138ZM140 253L138 254V255H140ZM158 253V252H157ZM162 253V252H161ZM182 253V252H181ZM185 253V252H184ZM246 253V252H245ZM65 254V253H64ZM109 254H113V253H109ZM122 254V253H121ZM120 254V255H121ZM131 254V253H130ZM142 254H143V252H142ZM148 253H146L145 255H147ZM155 254V253H154ZM205 254V253H204ZM247 254V253H246ZM136 255H137V253H136ZM145 255H143V256H145ZM163 255H165L164 253L162 254V256ZM167 256L169 255V257H170V255L171 254H166ZM64 256V255H63ZM112 256V255H111ZM129 256V255H128ZM127 256V257H128ZM131 256V255H130ZM130 256H129V258H130ZM150 256H152V255H150ZM161 256V257H162ZM56 257V256H55ZM70 257V256H69ZM108 257V256H107ZM106 257V258H107ZM113 257V256H112ZM125 257V256H124ZM134 257V255H132V258ZM139 257V256H138ZM148 257H149V255H148ZM160 257V256H159ZM169 257H167V258H169ZM172 257V256H171ZM231 257V256H230ZM78 258V257H77ZM76 258V259H77ZM99 258H101V257H99ZM110 258V257H109ZM118 258H119V256H118ZM137 258V257H136ZM140 258V257H139ZM139 258H137V260L139 259ZM166 258V257H165ZM173 258V257H172ZM212 258H213V256H212ZM63 259V258H62ZM66 260L68 259V258H65ZM80 259V258H79ZM91 259V258H90ZM104 259V258H103ZM125 259V258H124ZM131 259V258H130ZM134 259H135V257H134ZM211 259V258H210ZM73 261H74V259H72ZM84 260V259H83ZM92 260V259H91ZM110 260V259H109ZM123 259H121V261H122ZM126 260V259H125ZM125 260H123V261H125ZM143 260V259H142ZM144 260H147V259H145L144 258ZM170 260V259H169ZM212 260V259H211ZM68 261V260H67ZM70 261V260H69ZM88 260H86L85 262H83V261H81V262H76L77 264H86V262H87ZM98 261V260H97ZM122 261V262H123ZM132 261H133V259H132ZM147 261H149V260H147ZM153 260H151L150 259V262H152ZM157 261V260H156ZM231 261V260H230ZM237 261H239L238 259L236 260V262ZM243 261V260H242ZM50 262V261H49ZM72 262V261H71ZM71 262H70V264H71ZM111 262V261H110ZM120 262V261H119ZM126 262V261H125ZM127 262H128V260H127ZM127 262H126V264H127ZM135 262V261H134ZM140 262V261H139ZM164 262V261H163ZM170 262H171V260H170ZM220 262V261H219ZM228 262V261H227ZM258 262V261H257ZM60 263V262H59ZM62 263V262H61ZM66 263V262H65ZM90 262H88V264H89ZM124 263V262H123ZM129 263V262H128ZM135 263H138V262H135ZM134 263V264H135ZM145 263H146V261H145ZM225 263V262H224ZM243 263V262H242ZM47 264V263H46ZM73 264V263H72ZM91 264V263H90ZM95 264V263H94ZM97 264V263H96ZM109 264V263H108ZM131 264V263H130ZM147 264V263H146ZM150 264V263H149ZM215 264V263H214ZM229 264H235V262L234 261H232V262H230Z\"/></svg>", "mask_w": 264, "mask_h": 264}]
</instances>
